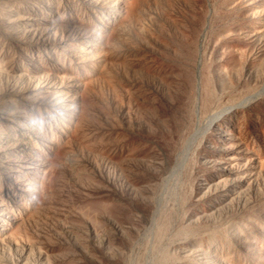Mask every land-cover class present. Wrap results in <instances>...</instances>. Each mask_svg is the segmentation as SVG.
<instances>
[{
  "label": "bare ground",
  "instance_id": "1",
  "mask_svg": "<svg viewBox=\"0 0 264 264\" xmlns=\"http://www.w3.org/2000/svg\"><path fill=\"white\" fill-rule=\"evenodd\" d=\"M77 1L79 2V8L78 9L79 10L81 9L86 14H84L82 12L85 16L84 15H82V16L79 15L80 17L78 19L77 18L76 19L77 20H81V18H84L85 21H86V18L89 17L87 19V21L90 19L89 20V25H87V27L90 26V30H92L90 32H93V29H94V32H95V29H96L97 31L95 33H98L97 36L94 34L95 37H96V39H94L93 38V35H92V36H89L88 37V40H86L87 42H84L85 40L84 41L82 40L83 43L79 46L80 48L78 47L79 50L76 48V51L79 53L78 58L79 57L81 58L82 57V54H84V53L87 54L86 53L87 52V49L86 48H89V49H91L90 50V53H92L90 55H93V58L94 59L92 61H90V60L87 59L90 62H88L86 65L84 64L85 66L83 65V67H81L80 73L79 74H75L76 76L73 73H71V75L73 74V76H74V78L71 81L74 87L72 86V89H71L70 86H67L66 85L67 86L66 88H68L67 89L68 92L66 91V89H64V90L67 93L63 92L64 94L63 93L62 94H59L58 91H57L58 95L57 96H54L53 95L54 92H52V90H51L52 93H50L49 98H51L53 96L55 99H57V104L54 106V108H55L54 112L56 111V114L57 115H61V118H59L60 116H58V118H57V115H55L56 118H57V120L58 119H61V124H58L59 122L57 123L59 125V129L58 128H54V133L58 129L59 131H57V132H60V135H58L59 133H56L55 134V135H58V136H55L54 133L53 134L51 133L52 135H48V133H47V135L49 136V138L47 137V139H45L46 142H47L46 143L47 145L45 143L43 144V142H41V140H39V138L41 136L40 137L38 136L39 137V138L37 137L38 140L43 145L41 147H39V148L37 147V149H36L37 150L36 151L37 152L36 155L38 157H37V160H36L35 163L32 162L34 164L33 167H29V168L27 167L26 170H23V173H24V171H26V172L22 175V177H24V178L21 177L22 179L20 177L18 179V177L16 176L17 177V180H16V179H14L12 177L14 179V180L12 179L14 182H15V180H16V182L19 180L18 181L19 182V185H18L19 188H17L18 189L17 193L15 191L16 194L15 193L13 194V204L11 205V207L12 206L13 207L15 206V210L14 209L12 210V208L10 206H8V205L4 206L2 208V210L0 211L2 213V214H0L2 216V218L0 217L1 218L0 224H1V227L5 228V229L8 228V226H10L11 224H13V222H15V224L17 226H16V229L14 230V232H9V231L7 232V230L6 231L2 230L0 232V264H3V262H6L7 264H12L11 263V260H12L11 256L14 255V254H16V253L18 254L21 251H24V249L26 247V244H27V243L26 244L24 243L25 241H27L28 244H29V239L27 240V239H25L23 237L25 235V233L27 232V231H25L26 229H24V226L26 224L33 225V227L32 226L31 227L33 228V230L35 229V232H32L33 233L32 234V236H33L32 239L34 241L33 242H30V243L33 245V248H34L33 250L36 251L37 256L39 258H41L42 260H44L45 261V264H139V263L143 262L142 261L143 258H140V256L142 257L143 254L146 255V251H147V253H149L150 251H151V253H153V255H154L153 259H155V262H157V263L154 262L155 264H162V263H164V264L167 263L168 264V262L171 263L170 261L173 260V257H174V256H171V254H170L171 251H169L170 250V246L173 245V244H175V243H172V242L175 241L176 239L177 240L178 239H180V240L182 239L183 241H185V240L188 241L187 240L188 238H189V240L191 238H194V241H197V239L195 238V236L197 234H198V237H200L199 234L205 235V236H203V238H205V241H206L204 245L207 248H210L209 246H211L212 239H213V243H214V240L215 241L217 240L216 238H214L213 235H211V233L213 232L212 230H214V232H215L217 230L216 227L218 225L221 226L223 224V222H222V224H218L220 221L217 222V220H216V223L218 225L212 226L216 230L213 229V228H211V223H212L211 215H208L206 217L207 219H206L205 225L202 224L203 226H197V223L196 224H191L190 223L189 225H185L186 224V223H184L185 221L183 222V220H184V214H183L184 213V210L183 209L184 208L189 209L188 206H190L191 208H193V210L198 211V209H201L202 208V207L200 208V206H203V205H201L199 202H197L194 199L197 196L194 197L193 190H195L194 188H196V186H198L200 184V183H197L195 181V177H197V176L200 177V175H201V176H204V178L205 177H208V179H211V165L209 167L208 166L207 167H203V165L206 163V162L205 163L203 162L205 160V156L206 155L205 154L203 155V152H202V148L204 147V146L202 147L203 144L202 143L199 144V142H202L203 140L200 141V139H198L199 142L196 143L197 145H193L192 144V147L189 144L190 142L188 143V141H190L189 139H190L191 135H193V134H191V135H188V134L191 132V128H192L191 126L194 125V124H192V118L194 117L193 115H195V114H193V112H194L193 108H195L194 105H195V103H197V102H195L196 101V98H197L196 97L197 96V94H196L197 92L195 93L194 91H196L195 90V88H196V82L198 80L195 79L196 78L195 75H194L195 74L194 73L195 70L193 72L192 66H194V65L192 63L195 60L193 57L196 56L194 53H195V49L198 46H196V45H195L196 47L194 46V44H193L195 42L194 39H192L193 42L191 41V38L193 37V34L194 33L190 37V35H191L189 33L190 32V29L188 30L189 31L188 33L190 35H186V36L187 37H190V39H189V38H187L184 35L185 33L182 32L183 29L181 27L182 24H184V23H186L188 21H192V22H189L190 24H193V22L194 23H197V25L194 24V25H196L195 26L196 28H197V26L199 28V25L206 26L204 24V18H205V16L202 14L203 13V9H198V8L203 7V6H201V7L199 6L198 8L193 6L194 8L197 9V11L198 10H199V12H200V10L202 11V12L197 13V14L195 13L196 15H193V12H191L193 9H191V11H190L191 14H189L190 13V12H188L189 10L188 11H185V12H182V13H178L177 12V9L178 8L176 7L177 9H175L174 8L175 5L173 7L172 4L175 3V1H176L175 4H177V2H179V0H153L156 3V5L162 2L165 5V7L163 5L162 8H166V7L167 8L166 9H163V11H162V8H159L160 9L159 10V13H161V18L160 17H158V18H160L161 21H163V23L160 22V23H162L161 26L160 25L157 26V27H159V31L157 30L158 31L157 32L158 33V36L155 37L156 39H158V37L160 38L158 40L155 39V42L157 43V45L159 47L158 46L157 47L154 46L155 48L145 49V48H143L144 45L141 46L142 47L141 48V47H139L140 45L135 44V42H137V41L140 40V37H139V40L137 39V41H135L136 39H133V42L131 41L132 40V38H131L130 39L131 42L128 40L126 45H124V42L126 43V39H129V38H125V36L127 35V29L126 28L127 27H130V25H132V23L136 22L137 19L141 16L140 13L142 11V9H141L142 8V5L147 0H132L131 2H128L130 0H128V1L127 0H116V2H118L117 3L118 4V8L117 9L115 8L116 10H114L113 13L111 12L112 15L110 14L111 15L110 19H108L106 21L104 20L103 16L101 15V12H103V11L99 10V7L101 6V2H103V0H90L89 1L90 2V6L88 7V5H87V7L88 8H91V6H92V10L93 11L91 10V13L90 12L89 13L85 12V7H86L85 6V4H86L85 1H87V0H77ZM111 1L112 0H109L108 1L109 4H111ZM180 1L183 2V4L186 7V10H187V6L189 7V4H190V6H191V3H193V5L195 4V2H192V1H191V3H189L190 0H180ZM200 1L198 0L197 2H200ZM210 1H212V0H210ZM216 1H214V3H217V2L219 3L220 2L219 0L217 2ZM227 1H229V0H227ZM247 1L249 2V0H247ZM207 2H205V0H204V2H202V3L203 4L205 3L204 5L207 6L206 4L209 3V2L208 3ZM34 3H35V1H34ZM119 3L122 4V5H124V6H126V7H128V10H127L128 13L126 15L123 14L124 17L122 16V13H123L122 6L119 7ZM235 3H234V7H236ZM240 3H242V1ZM258 3H260V6H258V7L256 6V8H258V10L256 9L257 11L254 8V14L256 15L254 17H256V18L259 17L257 19V23L260 21L259 23H261L263 25L261 27V26H259L260 25L259 23H258L259 25L255 24V25H257V27L258 26L259 27L258 28L256 26L253 27V31L255 30V32H257V30H259L258 32H260V34H263L264 35V31L262 29L264 27V23L261 21L262 18H263L262 16H264V0H262V1L258 2ZM67 4H68V2H67ZM180 4H182V3H180ZM180 4H178V5H180ZM198 4H196V5L198 6ZM221 4L223 5L224 4V1ZM249 4H252V2H250ZM69 5H71V4H69ZM159 5H158V7H161L162 4L160 6ZM256 5H257V3H256ZM215 6H213V7H215ZM225 6H226V3H225ZM210 7H211V5H210ZM88 8H86V9L88 10ZM217 8L219 9V6ZM237 8H238V5H237ZM237 8H236V11H237ZM101 9L104 10L103 8H101ZM179 9H182V8H179ZM179 9H178V11H179ZM251 9L252 8H250L249 10H251ZM108 10H106V12ZM183 10H185V9H183ZM207 10L205 12L208 13L209 11H207ZM217 10H216V12H217ZM24 11L22 12V14L25 13ZM72 11L73 10H71V12ZM80 11H78V12H80ZM149 11H148V13H149ZM229 11H230V9H229ZM232 11L233 10H231V12ZM59 12H58V14H59ZM179 12H181V11H179ZM231 12H229L228 14H231ZM234 12L235 11H233V13ZM241 12H239L237 14L239 15V14H241ZM245 12H246V10L244 11V13ZM19 13H21V12H19ZM46 13H47V11H46ZM49 13H51V12H49ZM74 13H76V12H74ZM74 13H71V14H74ZM218 13L220 15V12L219 11L217 12V14ZM224 13H226V12H224ZM65 14H68V12L65 13ZM228 14L227 15L225 14V15L227 17H229V16L232 15V14L231 15H228ZM120 15L123 17V20H121V22L118 25H116V26L114 25L115 26L114 27L112 25L113 19L115 20ZM158 15L160 16V14H158ZM223 15L224 14H222L221 17ZM234 15L235 14H233V17H235ZM242 15H244V14H241V16ZM37 16H38V14H37ZM63 16H64V14H63ZM76 16L78 17V15H76ZM213 16H214V14H213ZM44 17H43V19H44ZM143 17H144V15H143ZM175 17L182 18V20H184L186 22L175 20V19H178V18H175ZM215 17H216L215 19L213 17L214 21H212L214 23H215V20L218 19L217 17H219V19L221 18L218 15L215 16ZM227 17H225V18H227ZM53 18H55V17H53ZM209 18H211V16H209ZM222 18L220 20H218V21L223 20ZM237 18H238V16H237ZM228 19H230V18H228ZM247 19H249V18H247ZM56 20H58V19H56ZM234 20H235V18H234ZM253 20H251V21H253ZM65 21H66V19H65ZM65 21H64V23H65ZM223 21H225V20H223ZM223 21H221V24H222ZM49 22H51V21H49ZM81 22H82V20L81 21H78V26L81 24ZM83 22H84V20H83ZM83 22H82V24H83ZM100 22H103L104 24L101 23V26L102 27H100V26L97 27V25ZM144 22H146V21H144ZM151 22H152V20H151ZM232 22H233V20H232ZM68 23L70 24V21ZM74 23H75V26H77V24H76L77 21L76 22L74 21ZM74 23H73V25H74ZM117 23H118V21H117ZM143 23H141V24H143ZM214 23H211V24H214ZM230 23H231V21H230ZM242 23H243L242 25H244L246 22L244 21ZM34 24H38V23H34ZM44 24H47V23H44ZM82 24H81V26H82ZM188 24L186 23V26ZM226 24L227 23H225V25ZM22 25H23V23H22ZM39 25H41V24H39ZM111 25L113 27L109 31ZM230 25H228V26H230ZM232 25H233V23H232ZM232 25L230 27H232ZM236 25L237 26L238 25L240 26L241 24H236ZM46 26H48V25H46ZM85 26H86V24H85ZM183 26H184V30L187 31V29H185L186 26L185 25H183ZM214 26H215V24H214ZM246 26H248V25H246ZM23 27H24V25H23ZM166 27H169L170 30L171 29L175 30L174 33H176V31H177V35L178 36L176 34H173L172 33L174 36L176 35L175 38H173V35L170 33V31L168 32L169 29L167 30ZM191 27L192 26L190 25L189 28H191ZM225 27H227V26H225ZM230 27H229V29H231ZM250 27H251V25H250ZM224 28H223V30H224ZM260 28L262 29V31H261ZM191 29H192L191 31H194L193 28H191ZM201 29H203V28L201 27ZM217 29L220 30V26ZM238 29L240 30L241 27L238 28ZM212 30H215L214 27L211 29V32H212ZM54 31H55V33H59L60 32V29L58 30L59 32H57V29L54 28V30H52L51 33L54 32ZM196 31H197V29H196ZM201 31H203V30H201ZM201 31H199V32L201 33ZM209 31H208V33H209ZM225 31H227V30H225ZM86 33H88V32H86ZM155 33H156V31H155ZM213 33L215 34L216 31L215 32L213 31ZM224 33H226V32H224ZM231 34H233V33H231ZM59 35H60V33H59ZM197 35H199V34H197ZM217 35H216V38H218ZM222 35L223 34H221V36ZM226 35H229V34L227 33ZM241 35H243V34H241ZM263 35H262V37H264ZM15 36H17V35H15ZM55 36L53 38H55ZM127 36H129V35H127ZM258 36H261V35H258ZM105 37H108L109 38V44L108 45L104 44L105 41L108 43V38H106L105 41H103ZM194 37H195V39L198 38V37L196 38L195 35H194ZM219 37H220V35H219ZM230 37L231 36L226 37V38H228V40H229ZM59 38H60V36H59ZM86 38H87V35H86ZM143 38H144V36H143ZM209 38H210V36H209ZM216 38L214 40H217ZM236 38H237V36H236ZM236 38H233L232 37L233 40L236 39ZM241 38H242V36H241ZM147 39H145V40H147ZM219 39L217 40V42L219 41ZM252 39L254 40V38H252ZM209 41H211V39H209ZM78 42H80V41H78ZM143 42L140 41V44H142ZM222 42H224V41H222ZM245 42H248V41H245ZM64 43H65V41H64ZM68 43H70V42H68ZM148 43H151V41L148 42ZM156 43H155V45H156ZM236 43H237V41H236ZM258 43H260V42H258ZM229 44H230V42H229ZM78 45L79 44H77V46ZM104 45H105L106 48L104 49V52L102 53L101 51H102V49H103L102 47H104ZM120 45H121V47H123V45H124V47H123L124 48V51H122V53L125 52V54H124L125 57L124 58H121V59H117L118 57H120V56H118V53L121 52L119 50L120 49L122 50V48L120 47ZM221 45H222V43H221ZM238 45H239V43H238ZM84 46H86V48H84ZM257 46H259V45H257ZM217 47H219V46L217 45ZM262 47H263V45H262ZM56 48H58V47H56ZM227 48L229 49L230 47L228 46ZM44 49H45V47H44ZM51 49H52V47H51ZM220 49H221V47H220ZM236 49H237V45H236ZM1 50H2V48H1ZM217 50H219V49H217ZM62 51H59V52H62ZM67 51H68V49H67ZM81 51L84 52V53H82ZM95 51L97 53H99V55H97ZM144 51L147 53L144 56L149 55L150 57H153L152 60H154V58H156V56H158L157 58H159L162 61V63H163L162 69L161 68L158 69V67H156L157 70L155 69L153 71V69L155 67H153V69L151 68L152 70H150L149 69L150 66H147L146 65L149 68H144L145 71L139 72V70H143L142 69V65L145 66V63H146L145 60H144V57L143 56L141 57V54L145 53ZM197 51H199V50H197ZM245 51H247V48H246ZM0 52H2V51H0ZM242 52H244V51H242ZM50 53H51V51H50ZM204 53H206V52H203V54ZM257 53L258 52H256V54ZM45 54H43V55H45ZM71 54H72V52H71ZM75 54H77V53H75ZM119 54L121 55V53H119ZM224 54H226V53H224ZM237 54H239V53H237ZM237 54H236V56H237ZM19 55H20V53H19ZM229 55H230V53H229ZM262 55L263 56L260 57L261 58L260 59V61H261L260 64H264V54H262ZM56 56H58V55H56ZM64 56H63V58H64ZM10 57H11V55H10ZM38 57H39V55H38ZM59 57L61 58L62 56H59ZM83 57L85 59V56L84 55H83ZM150 57L148 59H150ZM206 57H207V54H206ZM206 57H205V59H206ZM231 57H233V56H231ZM257 57H258V55H257ZM202 58H203V56H202ZM221 58H224V57H221ZM234 58H235V55L231 59L234 60ZM255 58H256V56H255ZM69 59H68V61H69ZM220 60L221 59H219V61ZM52 61H53V58H52ZM54 61H57V60L54 59ZM117 61H120V63L119 64L116 63ZM159 61H158V63H159ZM236 61H237V64L234 63L235 61H232L236 65L234 66L233 63L231 62L230 63L231 66L230 67H228L229 66V63L226 62L228 64L227 67L229 69V70H227L228 71L227 74L230 73V77L232 79H234V82L236 80H241L242 77H241L240 70L243 71L242 68H244V67L248 68L251 72L255 73L256 76L254 75L253 77H257L260 80H263L264 79V74H263L264 73L263 72L264 70H262V68H261L263 66L262 65H259V62L258 63H254V64L252 62V65H247L245 60L242 61V60L239 59V60H236ZM82 62H84V61H82ZM217 62H218V60H217ZM223 62H225V61H223ZM27 63H29V61ZM44 63H45V61H44ZM1 64H2V62H1ZM14 64H16V63H14ZM35 64H36V62H35ZM49 64H50V62H49ZM53 65H55V63ZM61 65H63V61H62V64ZM237 66H239V67H237ZM227 67H226V69H227ZM22 68H23V65H22ZM29 68H31V67H29ZM160 69H161V71H160ZM50 70H52V69L50 68ZM76 70H78V69H76ZM158 70H159L160 73L157 72ZM202 70H203V72L201 71L202 74L200 73L202 76L200 75L201 77H200V80H199V86H200L199 88H201L200 89L201 90V94L199 96H201V99L200 100H201V105H202V107H200V108L203 109L202 112H203V115H204L206 112L209 113L210 111L212 112V110L214 112V109L215 110L219 109L223 103L220 105L221 102L219 101V99H222V98H219V97H218L219 99L217 98V95L214 93V90L217 91V89H215V88L213 89L212 88L213 86L211 85V80L210 79H212V78H211V76L209 77V74L211 73L210 71H213V69L210 70V67L206 66ZM54 71H56V70H54ZM65 71H68V70H65ZM70 71L72 72L73 69L70 70ZM220 71H221V69H220ZM11 72H12V70H11ZM64 73H66V72H64ZM59 74H57V75H59ZM62 75H63V73H62ZM77 75H79V76H77ZM217 75H215V76L217 77ZM215 76H213V77H215ZM219 76H221V75H218V77ZM223 76H221L222 81L224 79ZM226 76H228V75H226ZM62 79H63V77H61V76L56 77L55 83L60 84L61 81H62ZM232 79H230V80H232ZM243 79H242V81L245 83L246 80L244 81ZM251 79H253V78L251 77ZM258 79H256V80H258ZM213 80H212V82H214ZM260 80H258V81H260ZM252 81H255V79L252 80ZM258 81H256V82H258ZM14 82H15L14 84H16L17 86L18 85L21 86L20 85V82H19V78H15V81ZM225 82H226V80H225ZM232 82H233V80H232ZM237 82H239V81H236V83ZM262 82H264V81H261L259 83L262 84ZM247 83L249 85V82H246V84ZM67 84L69 85V83H67ZM226 84L228 85V82ZM253 84L254 83L252 82L251 85H253ZM229 85H230V83H229ZM251 85H250V87H251ZM238 86H236V88ZM215 87H217V86H215ZM246 87L248 88V86H246ZM250 87H249V90H246L247 88H245V91L242 89V87L241 88L239 87L240 89L243 90V93H238V91L240 92V89L238 88V91L236 90L238 94H236V93L233 94V91L230 92L229 96L227 94L228 98H227V101H225V103H227L226 105L230 108V110L231 109H234V108L236 109L237 108L236 106L239 107V106H241L240 104H243L244 106H242V107L245 108L244 114L246 112H248L247 110L249 109V106L251 105V104L250 105H248V104H249V102H252V101H249L248 102L246 100H247V98H249V94H252L251 95V98H252V96L255 95L256 102H255V104L252 102L254 105H252V110L251 109H249V110L251 112L252 111L253 112L255 111L256 113L257 112L262 113V114L264 113V96H263L264 95V93H263L264 91L262 92L263 95H261V93L259 91V90H261L260 88H259V90H257L259 92H257V91H254L253 90L255 87H253V89H252V87L251 88ZM261 87H262V85H261ZM43 88H45V87H43ZM227 88H228V86H227ZM105 89L111 90V91L108 90L110 92L109 93V96L111 97L110 98V101H108V98L109 97L107 98V96H108V93L107 92L108 91L106 92L107 93V96H105V93H104ZM211 89H213V90H211ZM255 89H257V88H255ZM225 90H226V88H225ZM223 91L224 90H222V92ZM252 91H253V93L254 92L260 93L261 98H258V97H260V96H258V94L256 95L255 93L254 94L253 93H250ZM234 92H235V90H234ZM11 94H13V93L11 92ZM28 94H30V93H28ZM39 94H40V92H39ZM219 96H222V95L220 94ZM7 98H5V99H7ZM33 98H35V97H33ZM17 100H19V98ZM7 101H8V99H7ZM222 102H223V100H222ZM247 102H248V104H246ZM22 103H24V102H22ZM19 104H20V102H19ZM10 105H11V103H10ZM27 105H29V104H27ZM227 106H225V107H227ZM2 107H4L2 109H5V106H2ZM31 107H33V104H32ZM228 107H227V109H228ZM46 108H47V106H46ZM49 108H51V107H49ZM12 109H11V111H12ZM22 109L24 110V108H22ZM31 109H33V108H31ZM43 109H45V108H43ZM38 110H40V109H38ZM221 110H224V109H221ZM237 110L238 109H236L235 112L233 111V113H236V112L238 113L239 110L238 111ZM242 110H244V109H242ZM219 111H220V109H219ZM50 112H51V109H50ZM213 112H212V114H214ZM223 113H224V111H223ZM248 113H246V114H248ZM27 114L25 116H27ZM35 114H38V112H36ZM52 114H51V116H52ZM30 115H32V114H30ZM48 115L50 116V114H48ZM199 115H200V113H199ZM255 115H257V114H255ZM36 116L38 117V115H36ZM36 116H35V119H36ZM53 116L52 117H47V118H50V123L52 121L51 119H53L54 121H56V119H54ZM244 117H246V116H244ZM259 118H261V117H259ZM10 119H12V118H10ZM15 119H17V118H15ZM247 119H249V118H247ZM38 120H40V119H38ZM207 120H208V118H207ZM262 120H264V119H262ZM54 121H53V123H54ZM18 122H19V120H18ZM35 122H36V120H35ZM48 122L49 121H47L46 123H48ZM208 122H209V120H208ZM194 123H195V121H194ZM256 124H258V122ZM260 125H262V124H260ZM25 126H27L26 123H25ZM35 126L36 125L34 123V126L33 127L35 128ZM38 126H39V123H38ZM44 126H45V123L42 126V128ZM55 126L57 127V125H55ZM233 126H234V123H233L232 127ZM3 128H5V127H3ZM32 128H31V130H32ZM42 128H39L40 130H38V131H40L41 133H43V136H44L45 135L44 132L46 131V129H45L44 132H42L41 131ZM202 128H204V127H202ZM13 129H15V128H13ZM13 129H11V130L13 131ZM19 129H21V128H19ZM67 129L69 131L67 133H69V134L66 135V137H64V138H60L63 134L65 136ZM5 130H4V132H5ZM18 130H17V132H18ZM28 130H30V129H28ZM262 131H264V129ZM15 132L16 131H14V133ZM204 132H207V129ZM5 133H7V132H5ZM27 133H28V131H27ZM49 133H50V131H49ZM198 133H199V131H198ZM225 133L222 132V133H219V134L220 135L221 134H224V136L228 135V134L225 135ZM256 133H257V131H256ZM8 135H7V137H8ZM12 135H14V134L12 133ZM230 135L231 134L229 133V136ZM29 136H27V137L30 139L31 137H29ZM187 136L188 137L190 136L189 139L187 138ZM197 136H199V135H197ZM258 136H259V134H258ZM20 137H22V136H20ZM32 137H34V136H32ZM203 137H205V136H203ZM210 137H211V135L209 136V138L207 137L205 139V140L208 141V143L210 142ZM15 138L17 139V137H15ZM28 138L26 140H28ZM34 138H36V137H34ZM194 138H195V136H194ZM240 138H241V136H240ZM196 139L197 138H195L194 140H196ZM33 140L34 139H32V141ZM226 140H227V138H226ZM244 140H245V138H244ZM207 141H206V143H207ZM231 141H236V140L235 139L233 140V137H232ZM239 141L236 142V144H235L236 146L234 145V147H233V145L231 146V143H233V142H229L230 145L227 144L228 146H225V144H224L225 147L223 148V150H225L227 152L228 149H230V148L234 150L235 147H237V148H240L241 147L242 148L247 143L249 144V142L247 141V139H246V142H247L246 144H244L242 141L240 142L241 144H244L243 146L239 143ZM27 143H29V142L27 141ZM187 143L189 144V147H190V149H188V151L186 149V148H189L188 145H187ZM38 144H39L38 146H40V143H38ZM30 145H31V141H30L29 146ZM186 145H187V147H186ZM207 145H210V144H207ZM249 145H252L253 146V143L252 144L250 143ZM261 145L262 146H260V148L264 146V143L263 144L261 143ZM33 146H36V143H33ZM229 146H230V148H227ZM256 146H257V144H256ZM103 147L105 149H103ZM244 147L246 148V146H244ZM26 148H27V146H26ZM245 148L242 149L241 151H243V152L248 151V148L246 150H245ZM249 148H251V147H249ZM253 148L254 147H252L251 149H249V152H251L250 150H252ZM198 149L200 151H198V153H197L196 150H198ZM256 149L260 151V149H258V148H256ZM262 149H264V147ZM184 150L186 151V153L184 154V155H186L185 157L183 156V153H182V152H184ZM236 150H237V152H240L239 149H236ZM253 150L255 151V154L258 152V151L256 152L255 149H253ZM208 151H209V148H208ZM31 152L34 153V151H31ZM199 152H200V154H199ZM253 152H252V154L249 153V155L250 156L253 155ZM204 153H206V152L204 151ZM209 153H211V152H209ZM230 153H232V151ZM259 153L260 152H258V154H256L258 157H256L255 155L253 157L252 156L250 157L248 155V153H246L247 155L245 154L246 156L244 157V160L247 161V159H245V158L247 156H249L247 162L249 163V161H251L252 164H255V167H256L255 168V171H254V174H250V176L252 175L251 176V179L249 180L250 182L248 181V179L247 180L245 179V180L247 182H249L248 184L251 183L252 185H254V188L252 189L253 192H251V193H254L253 195H255V199L256 200L254 199L253 201L255 203L258 201L257 202L258 204L257 203L256 204L255 203L253 204L252 203L253 202L252 199H251L252 202L250 203L247 200L248 196H247V198L244 197L243 198L244 200L241 199V200H243V204H245V205H242L244 211H246V213L251 216L250 220H249V218L247 220V221H250L249 224L252 223L250 225L253 226L254 221H256V223H254L255 224L254 227H256V224H257V233H255L256 231H254L252 229L250 230V233L249 234H251L250 236H252V238H253V242H251V243L248 242V244H247L248 239L246 241V238L244 239L246 241L245 244L240 245V244L236 243L237 246L239 247V249L241 250V251L239 250V253L235 252L234 251L235 249L234 250L231 249V250H228V251L226 250L227 253H228V257H229V258L226 259L227 261L225 262L224 259H221L220 260L218 258L220 262H222V260H223L225 264H264V187L261 186V184H260V181H261L260 179H262L264 181V178H263L264 177V153H263V150H262V158L263 159L262 158L261 159L259 158ZM14 154L15 153H13V155ZM20 154H21V152H20ZM34 154H33V156L35 157L36 155H34ZM95 154L98 155L97 158L101 162L98 161V159H96V160L94 159L95 156L93 157V155H95ZM197 154H199V155L202 154L201 155L202 156V159L198 155L199 158L202 160V163L199 161L201 163V165L198 163L200 166L197 165L198 160L196 162V159L198 157ZM227 154H228V152H227ZM233 154L234 153L230 154V156H227V158L224 157V158H226L225 159L226 161H221L220 164H222V165H218L216 169L219 171V168H221V170H226L227 172L232 170L231 172H233L234 166H236L235 163H237V162H235V163L232 162V160H234L233 159ZM19 155H18V157H20ZM240 155H241V153H240ZM260 155H261V153H260ZM242 156H244V155H242ZM104 157L106 158V160L107 159L110 160L111 161V164H114L113 166H115V169H114V167L112 165L109 166L108 163L107 164H102V160L101 159L103 158V161H104ZM255 158H258V159H255ZM235 160H237V159H235ZM28 162H30V161H28ZM175 165H176V167H175ZM14 166H13V168H14ZM19 166H21V165H19ZM22 166H23V164H22ZM167 166H168V168H171V169L173 168L174 170L176 169L175 170L176 174L174 173L175 179H174L173 183H171V185L168 188L167 187L165 188L166 185L164 186L162 184V182H161L162 180L159 183V181L158 182L156 181V178L158 179L159 177H161V175L164 174V171H165V169H166ZM253 170L254 169H252V172L251 173H253ZM0 171H2V170L0 169ZM5 171L8 172L7 170H5ZM196 171H197V173H198V171L200 173L198 175L196 174L197 176H195V172ZM226 171H224V172H226ZM19 172H20V170H19ZM19 172H18V174H19ZM172 172H173V170H172ZM172 172H170V173L173 174ZM231 172H228V173H230V175H231ZM177 173H178L179 178H177L178 177L177 176ZM245 173L248 174L249 171L248 172L246 171ZM5 174H7V173H5ZM165 174L167 175L168 172L165 173ZM242 175H240V177L242 176L240 179L237 178V176H230V179L231 180H234V182H237V185H238V182L247 183V182H244L243 181L244 180L243 178H246L248 176H244V173L243 172H242ZM3 176L7 177L4 174H3ZM19 176H20V174H19ZM9 177H11V176H9ZM9 177H8V179H9ZM124 177L128 178L129 180H133L135 182V184L138 183V184H136V185H138V190H135V188L134 189H131L129 185L124 186L125 184H129L131 182V181L130 182L127 181V179L125 180ZM164 177L166 178V176H164ZM171 177H173V176L171 175ZM153 179H154V183H155V181L157 182L156 184L153 183ZM238 179H239V181H238ZM10 181H11V179H10ZM133 181H132V183H133ZM195 182L197 184H195ZM11 184L13 185V183H11ZM133 184H132V186L135 185V184L134 185ZM7 185L5 187H7ZM130 185H131V183H130ZM202 185L203 184H201L198 187H200V191L203 193L204 199L205 198L207 200L209 199V201H207L206 204L210 205L208 202H211V190H209V191H203ZM240 185H242V184H240ZM240 185L234 186V187H239ZM252 185H249L248 188H250V186H252ZM207 186L209 187V185H207ZM243 186H244V184H243ZM11 187L12 186H10V188ZM163 188L166 189L165 191H167L168 193L166 192V194H167L166 199L163 200V202L161 203V205H159V203L157 204L156 202L159 199L158 196L160 197V194H161ZM243 188H245V187H243ZM12 189L10 190L9 187H8V188L5 189V191L8 192L10 195H12V192H13ZM198 189H196L195 191H197ZM240 189H239V192H240ZM14 190H15V188H14ZM252 190H250V191H252ZM237 191H238V189H237ZM237 191H235L233 193L238 194ZM247 191H249V190L246 189L244 193L241 192L243 194V196H244V194H246ZM194 193H196V192H194ZM247 193H250V192H247ZM1 195H3V194H1ZM195 195H197V194H195ZM230 195L232 196V194H230ZM249 195L252 196V194H249ZM161 196H162V194H161ZM198 196H199V194H198ZM239 197H241V196H239ZM234 198H235V196H234ZM199 199H200V196H199ZM204 199H203V201L206 200V199L205 200ZM160 201H162V200L160 199ZM200 201H202V200H200ZM215 201H217V200H215ZM239 201H240V199H239ZM155 204L159 205L158 206L159 208ZM238 205H237V207H239ZM154 207H157V208H154ZM130 208L131 209H136L138 211L141 210L140 213L143 211L145 214H148L147 212H149L150 210L151 211L152 210L154 211V209H158L157 212L154 214V215H157L156 221H153L154 222L153 223L154 225H152L151 221L150 222L148 221L150 223L151 227H153L152 228V230H153V233H152L153 239L150 237L151 240H149V243H150V241H152L151 244H150V246H149L148 241L146 242L147 239L146 240L144 239L142 241H137V246H136L135 241H136V236L138 237V235L135 232L133 223L135 221H139L140 219H139L138 216H136V214L133 215L135 213L133 210L132 211L134 213L132 214ZM203 209H204V207H203ZM243 209L241 211H243ZM235 210H238V209L236 208ZM235 210H233V211H235ZM192 213H194V212H192ZM233 213H235V212H233ZM233 213L231 214L232 217H233ZM236 213H238V212L236 211ZM236 213H235V216H236ZM241 214H243V213H241ZM190 216H192V215H190ZM221 216L222 215H220V217H219L220 220H222L221 219L222 218ZM213 217H215V216H213ZM238 217H240V216H238ZM219 218H218V215H217V218L216 219H219ZM235 219H236V217H235ZM21 220L25 221V223H23V221H22V223H20ZM118 220L123 221L125 223L124 227H122V226L119 225ZM228 220H229V217L227 218L226 221H228ZM121 224H123V223H121ZM229 224H231V223H229ZM240 224L242 225V223H239L238 225H240ZM245 224H246V221H245ZM139 225H142V224H139ZM246 225H248V224H246ZM232 226H234V225H232ZM140 227L141 226H139V228ZM239 227L240 226H237V227L235 226L234 228L239 229ZM228 228H229V226H228ZM228 228H227V231H228ZM245 228H246V226H245ZM232 230H233V228H232ZM242 230L244 231V228ZM225 231H226V228H225ZM231 233H232V231H231ZM231 233H228V234L231 235ZM232 234L234 235L235 232L232 233ZM103 235H105V236L108 235V236L117 238L115 240L116 241L119 240L120 242H118V243H122L125 246V248H129L130 249V247H134L135 246L138 249V253H140V256L139 257L137 256L138 258L136 260L134 259L135 260L134 261V260H132L130 258L129 255H127V254L119 251L118 249H115V254H113L112 252H105V250H102L101 249L102 246H103V243H102V246L101 247H100L101 244H99V242H100V240H101V238H102ZM217 235H218V233L216 234V236ZM212 236H213V238L211 239ZM258 236H260V238H261V240L259 238V241H258ZM28 237H30V236H28ZM111 237H110V239H113ZM242 237H241V239H242ZM252 238H250L249 241H252ZM32 239H30V240H32ZM221 239H223V238H221ZM228 239H229V237H228ZM228 239L227 238H225L223 240H219L218 239V241H222V242H220L221 244L218 243V248L216 247V249H218V251H219V253L217 252L218 254H221L222 253L221 252L222 251V248L223 249H224V247L227 248V249L230 248V242H229L230 240H228ZM22 240H25V241L23 242ZM203 241H204V239H203ZM218 241H216V243ZM105 242H107V241H105ZM228 242H229V244H228ZM178 243L179 242H177V247H178ZM192 243H194V242H192ZM192 243H191V245H192ZM112 244L114 245V243H112ZM227 245H229V246H227ZM116 246H118V245H116ZM201 246L202 245H200L199 248ZM30 248L32 249V247H30ZM41 248H46L47 249V251L45 252L46 254L44 252H42ZM173 248H175V247H173ZM180 248H181V246H180ZM180 248H178V249H180ZM195 248H197V247L195 246ZM207 248H205V249H207ZM148 249L150 251H148ZM124 250H126V249H124ZM201 250H203V246H202V249ZM27 251H28V249H27ZM135 251H136V249H135ZM199 251L200 250H198V252ZM206 251H208V249ZM136 253H137V251H136ZM151 253H150V255L153 256ZM201 253L203 254L204 252H201ZM134 254H132V255H134ZM207 254H205V255H207ZM202 256H204V255H202ZM204 257H206V256H204ZM219 257H220V255H219ZM220 258H222V256ZM144 259H146V260L149 259L150 261L153 260V259L151 260L150 258L147 259L146 257ZM13 261H15V260H13ZM150 261H149V263H150ZM207 261H208V259H207ZM174 262H173V264H174ZM192 262H193V260H192ZM209 262H211V261H209ZM154 263L152 262V264H154ZM187 263H185V264H187ZM191 264H193V263H191ZM195 264H197V263H195Z\"/></svg>",
  "mask_w": 264,
  "mask_h": 264
},
{
  "label": "rangeland",
  "instance_id": "2",
  "mask_svg": "<svg viewBox=\"0 0 264 264\" xmlns=\"http://www.w3.org/2000/svg\"><path fill=\"white\" fill-rule=\"evenodd\" d=\"M34 1H35V3H34ZM53 3H52V2ZM90 0H87V1H85V12H87V13H91V10H92V6H91V8H88L89 6H90V2H89ZM109 0H103V2H101V8H103L104 10H102L100 7H99V10H101V11H103V12H101V15L103 16V18H104V20L106 21V20H108V19H110V17H111V15H112V13H113V11L114 10H116L117 8H118V2H116V0H112L111 1V4H109V2H108ZM115 1V2H114ZM128 1V0H127ZM132 0H130V1H128V2H131ZM148 1V0H147ZM145 2L143 5H142V11H141V16L137 19V21L136 22H134V23H132V25H130V27H127L126 29H127V35H129V36H125V38H129V39H126V43L124 42V45H126L127 44V41L129 40L130 41V39L132 38V42H133V39H136L135 41H137V39L139 40V37H140V40L139 41H137V42H135V44H137V45H140L139 47H141V46H143L144 45V47L143 48H145V49H150V48H155V47H157L158 45H157V43L155 42V37H157L158 36V31H159V27H157L158 25H160L161 26V24L163 23V21H161V13H159V8H162V6L164 5L162 2L161 3H159L160 5H161V7H158V5L159 4H157L156 5V3L153 1V0H149L148 2ZM153 1V2H152ZM191 1L192 2H195V4L193 5V3H191ZM198 0H190L189 1V3H191V6H190V4H189V7L187 6V10H186V7H185V5L183 4V2H181L180 0H179V2L180 3H182V4H180L179 2H177V4H175L176 3V1H175V3H173L172 4V6L174 7V5H175V9H179V8H182V9H179V11H181V12H179L178 11V9H177V12L178 13H182V12H185V11H188V12H190L191 11V9H193L191 12H193V15H196L197 13H200V12H202L201 10H200V12H199V10L197 11V9L196 8H194V7H201V6H205L202 2H204V0H199L200 2H197ZM209 3H208V2ZM214 1H216V0H212V1H210V0H205V2H207L208 4H206L207 6H205L204 8L203 7H201V8H198V9H203V15L205 16V18H204V24L206 25V26H204V25H199V28H198V26H197V28L195 27L196 25H197V23H194L193 22V24H190L189 22H192V21H188V22H186V21H184V20H182V18H178V17H175V18H178V19H175V20H178V21H184V22H186L188 25L186 26V23H184V24H180L181 25V27H182V29H183V33H185L184 35L186 36V35H190V37L192 36V34H193V37H194V35L196 36V38L197 39H195V37L193 38H191V41H192V39H194V46L196 45V46H198L196 49L197 50H199V51H197L196 49H195V57H193L194 59V61H193V65L194 66H192V68H193V72H194V70H195V79H197L198 81L196 82V88H195V90L196 91H194L196 94H197V98H196V101L195 102H197V103H195V105H194V107L195 108H193V110H194V112H193V114H195V115H193L194 117L192 118V124H194V125H192L191 127V132L188 134V135H191V134H193V135H191V137H190V139H189V137L187 136V138L190 140V141H188V143L191 145V147H192V144L193 145H197L196 143L197 142H199V140L198 139H200V141H204L207 137L209 138V136L211 135V137H210V142L208 143V141L207 140H205L204 142L202 141V142H199V144L200 143H202L201 145H202V152H203V155L205 154L206 156H205V160L203 161L205 164L203 165V167H209L210 165H211V179H208V177H205L204 178V176H201L200 175V177L199 176H197L198 174H200L199 173V171H198V173H197V171L195 172V176H197V177H195V181L197 182V183H200L198 186H200L201 184H203L202 185V188H203V191H209V190H211V202H208L210 205H208V204H206L207 203V201H209V199L207 200L206 198V200L204 199V197H203V193L200 191V187H198V186H196V188H194L195 190L196 189H198L197 191H195V190H193V194H194V197L195 196H197V197H195L194 199L197 201V202H199L201 205H203V206H200V208L201 209H198V211H195V210H193V208H191L190 206H188V208L189 209H187V208H184L183 210H184V220H183V222L184 223H186L185 225H189L190 223L191 224H196L197 223V226H203V225H205V222H206V217L208 216V215H211V220H212V223H211V228H213L212 226H214V225H218V224H222V222H223V224L220 226V225H218L216 228H217V230L215 229V228H213V229H215L216 231V233L214 232V230H212L213 232L211 233V235H213L214 236V238H216L217 240L216 241H218V239L219 240H223V239H225V238H227L228 239V237H229V239L228 240H230L229 242H230V248H225L224 247V249L222 248V253L221 254H218L219 253V251H218V249H216V247L218 248V243L219 244H221L220 242H222V241H218L217 243H216V241L214 240V243H213V236L211 237V239H212V241H211V246H209L210 248H207L204 244H205V238H203V236H205V235H202V234H199L200 235V237H198V234L195 236V238L197 239V241H194V238H191L190 240H189V238L187 239L188 241H186L185 239V241H183L182 239L180 240V239H176L175 241H173L172 243H175V244H173V245H171L170 246V250L169 251H171V256H174L173 257V260H171L170 262L173 264V262H174V264H185V263H187V264H191V263H193V264H195V263H197V264H225L224 263V261L226 262L227 260V258H229L228 257V253H227V251L228 250H231V249H235L234 251L235 252H237V253H239V247L237 246V244L236 243H238V244H240V245H242V244H245V242L247 241V239H248V241H247V244H248V242H253V238H252V236H250L251 234H249L250 233V230L252 229V230H254V231H256L255 233H257V224H256V227H254L255 226V224L254 223H256V221H254V223H253V226H251L250 224H252V223H250L249 224V222L250 221H247L248 220V218H249V220H250V218H251V216L250 215H248L247 213H246V211H244V209H243V206L242 205H245V204H243V198L244 197H246L247 198V196H248V198H247V200L251 203L254 199H255V195H253L254 193H251V192H253V188H254V185H252L251 183L250 184H248L250 181V179H251V176H250V174H254V171H255V164H252V162L251 161H249V163L247 162L248 161V157L250 156L249 155V153H251L252 154V152L254 151L253 149H255L256 150V152L258 151V152H260L261 153V155H260V153H259V158L261 159L262 158V150H263V153H264V149H262L263 147H261L260 148V146H262L261 145V143L263 144L264 143V131H262L263 129H264V120H262V119H264L263 117H264V113L262 114V113H259V112H251L249 109H251L252 110V105H254L255 104V102H256V100H255V95L254 96H252V98H251V95L252 94H249V98H247V100L246 101H252V102H249V104H248V102L246 103V104H248V105H250L249 106V109L247 110L248 112H246V113H248V114H244V112H245V108H243L242 106H244L243 104H240L241 106H236L237 108L236 109H238L237 111H238V113L236 112V113H233V111L235 112L236 111V109L234 108V109H231L230 110V108L226 105L227 103H225V101H227V98H228V96H229V94H230V92H232L233 91V94H238V93H243V90L245 91V88H247L246 86H248V88L246 89V90H249V87H250V85L252 84V82L255 84H253V85H251V87H252V89H253V87H255V88H257V89H253L254 91H257V90H259V88L261 89V90H259L260 91V93H261V95H263V91H264V82H262V84H260L259 82H261V81H264V79L263 80H260V79H258L257 77H253L254 75H255V73H253V72H251L248 68H246V67H244V68H242V70L243 71H241L240 70V72H241V80H236V81H239V82H237L236 83V81L234 82V79H232L231 77H230V73L229 74H227V70H229L228 69V67H230L231 66V62L232 61H235L234 63H236L237 64V61L236 60H242V61H246V64L247 65H252V62H253V64L254 63H258L259 62V65H262L263 67H261L262 68V70H264V64H260V57H262L263 55L262 54H264V37H262V35L263 34H260V32H258L259 30H257V32H255V30L253 31V27H257V25H259V26H261L262 27V25L263 24H261V23H257V19L259 18H256V17H254V16H256L255 14H254V8H255V10L257 9L258 10V8H256V6L258 7V6H260V3H258V2H260V1H262V0H249V2L247 1V0H241L242 1V3H240L241 1L240 0H229V1H227V0H219L220 2L218 3L217 1V3H214ZM223 1H224V4L222 5L221 3H223ZM227 1V2H226ZM240 1V2H239ZM258 1V2H257ZM7 2V3H6ZM67 2H68V4H67ZM70 2V3H69ZM73 2V3H72ZM77 2V3H76ZM108 2V3H107ZM152 2V3H151ZM197 2V3H196ZM236 2V3H235ZM250 2H252V4H249ZM58 3V4H57ZM89 3V4H88ZM107 3V4H106ZM199 3V4H198ZM202 3V4H201ZM211 3V4H210ZM216 5H214V4ZM225 3H226V6H225ZM234 3H235V5H236V7H234ZM248 3V4H247ZM255 3V4H254ZM256 3H257V5H256ZM28 4V5H27ZM41 4V5H40ZM52 4V5H51ZM69 4H71V5H69ZM74 4V5H73ZM78 4V5H77ZM178 4H180V5H178ZM196 4H198V6L196 5ZM229 4V5H228ZM231 4V5H230ZM26 5V6H25ZM32 5V6H31ZM69 7H68V6ZM78 7H77V6ZM87 5H88V7H87ZM113 5V6H112ZM147 5V6H146ZM159 5V6H160ZM179 7H178V6ZM184 7H183V6ZM210 5H211V7H210ZM237 5H238V8L240 9H238L237 8ZM245 5V6H244ZM248 5V6H247ZM49 6V7H48ZM73 6V7H72ZM122 6V10H123V13H122V16L124 17V15H126L128 12H127V10H128V7H126V6H124V5H122V4H120L119 3V7H121ZM194 6V7H193ZM213 6H215V7H213ZM219 6V9L217 8ZM229 6V7H228ZM241 6V7H240ZM252 6V7H251ZM19 7V8H18ZM26 7V8H25ZM37 7V8H36ZM45 7V8H44ZM64 7V8H63ZM113 7V8H112ZM164 7H165V5H164ZM177 7V8H176ZM208 7V8H207ZM226 7V8H225ZM228 7V8H227ZM22 8V9H21ZM28 8V9H27ZM32 8V9H31ZM35 10H34V9ZM55 8V9H54ZM59 8V9H58ZM77 8V9H76ZM79 8V2L76 0H0V51H2V52H0V169L2 170V171H0L1 173H0V211L2 210V208L4 207V206H6V205H8V206H10L11 207V205L13 204V194L15 193V191H16V193H17V191H18V189L17 188H19V180L16 182V180H17V177H18V179H19V177L21 178L22 177V175L26 172V171H24V173H23V170H26L27 169V167L29 168V167H33V163H35L36 162V160H37V155H36V149H37V147L39 148V147H41L44 143L46 144L47 142H46V140L45 139H47V137L49 138V136L48 135H52L53 133H54V128H58L59 129V125L58 124H61V119H58L57 120V118H58V116H60L59 118H61V115H57L56 114V111L54 112V110H55V108H54V106L57 104V99H55L53 96L51 97V98H49V95H50V93H52V92H54L53 93V95L54 96H57L58 95V93L59 94H62L63 92H65V93H67L68 91H67V89L68 88H66L67 86H70V88L72 89V86H73V84H72V79L74 78V76H73V74L75 75V74H79L80 73V70H81V67H83V65L85 64H87L88 62H90V61H92L94 58H93V55H90V54H92V53H90V50L91 49H89V48H86V46H84V48H86L87 49V54H85L84 52H82V53H84V54H82V59L79 57L78 58V55H79V53L76 51V48L79 50V46L83 43V41L84 42H87L86 40H88V37L89 36H92L93 35V38L94 39H96V37H95V35L97 36V34L98 33H95L97 30L95 29V32H94V29H93V32H90V31H92V30H90V26H88L87 27V25H89V20L87 21V19L89 18H86V21L88 22H86L85 21V19L84 18H81V20H82V22H83V20H84V22H83V24H82V22H81V24H82V26H81V24L78 26V21H81V20H77L80 16H82V15H84V14H86V13H84L81 9V11L78 9ZM86 8H88V10L86 9ZM116 8V9H115ZM148 8V9H147ZM152 8V9H151ZM167 8V7H166ZM166 8H162V11H163V9H166ZM235 8V9H234ZM236 8H237V11H236ZM250 8H252L251 10H249ZM14 9V10H13ZM16 9V10H15ZM50 9V10H49ZM54 9V10H53ZM62 9V10H61ZM109 9V10H108ZM112 9V10H111ZM183 9H185V10H183ZM208 9V10H207ZM218 9V10H217ZM223 9V10H222ZM229 9H230V11H229ZM244 9V10H243ZM11 10V11H10ZM19 10V11H18ZM25 10V11H24ZM27 10V11H26ZM30 10V11H29ZM38 10V11H37ZM42 10V11H41ZM67 10V11H66ZM71 10H73L72 12H71ZM75 10V11H74ZM80 11V12H78V11ZM90 10V11H89ZM106 10H108L107 12H106ZM150 10V11H149ZM174 10V9H173ZM209 11L208 13L207 12H205V11ZM216 10H217V12L219 11L220 12V15H219V13L217 14V12H216ZM221 10V11H220ZM231 10H233V11H235L234 13H233V11L231 12ZM246 10V12L244 13V11ZM256 10V11H257ZM4 11V12H3ZM25 12V13H23L22 14V12ZM35 11V12H34ZM45 11V12H44ZM46 11H47V13H46ZM51 12V13H49V12ZM56 11V12H55ZM60 11V12H59ZM93 11V10H92ZM126 11V12H125ZM148 11H149V13H148ZM176 11V10H175ZM228 11V12H227ZM241 12V14H244V15H242L241 16V14H237V13H239V12ZM251 11V12H250ZM255 11V12H256ZM6 12V13H5ZM19 12H21V13H19ZM44 12V13H43ZM58 12H59V14H58ZM62 12V13H61ZM64 12V13H63ZM68 12V14H65V13H67ZM74 12H76V13H74ZM84 14H83V13ZM112 12V13H111ZM161 12V11H160ZM174 12V11H173ZM191 12L189 13V14H191ZM214 12V13H213ZM216 12V13H215ZM223 12V13H222ZM224 12H226V13H224ZM229 12H231V14L233 13V14H235L234 16L235 17H233V14L231 15V14H228ZM57 13V14H56ZM70 13V14H69ZM71 13H74V14H71ZM147 13V14H146ZM196 13V14H195ZM206 15H205V14ZM224 14L222 17H221V15L222 14ZM249 13V14H248ZM36 14V15H35ZM37 14H38V16H37ZM45 14V15H44ZM47 14V15H46ZM51 14V15H50ZM62 16H61V15ZM63 14H64V16H63ZM111 14V15H110ZM124 14V15H123ZM156 14V15H155ZM158 14H160V16L158 15ZM213 14H214V16H213ZM228 14V15H231V16H229V17H227L226 15ZM248 14V15H247ZM10 15V16H9ZM55 15V16H54ZM58 15V16H57ZM76 15H78V17L75 16ZM80 15V16H79ZM143 15H144V17H143ZM154 15V16H153ZM220 16L223 20H225V21H223V20H221V21H223L222 22V24H221V21H218V20H220L219 19V17H217L218 19H216L215 20V23L214 22H212V21H214V19L216 18L215 16ZM13 16V17H12ZM29 16V17H28ZM42 16V17H41ZM45 16V17H44ZM51 16V17H50ZM61 16V17H60ZM66 16V17H65ZM68 16V17H67ZM73 18H72V17ZM85 16V15H84ZM109 16V17H108ZM121 15L118 17V18H116L115 20L113 19V22H112V25L114 26H116V25H118L120 22H121V20H123V17H122ZM157 16V17H156ZM207 16V17H206ZM209 16H211V18H209ZM214 17V19H213V17ZM237 16H238V18H237ZM245 16V17H244ZM247 16V17H246ZM38 17V18H37ZM43 17H44V19H43ZM53 17H55V18H53ZM57 17V18H56ZM106 17V18H105ZM143 17V18H142ZM158 17H160V18H158ZM225 17H227V18H225ZM240 17V18H239ZM263 18H262V22L264 23V16H262ZM14 18V19H13ZM32 18V19H31ZM53 18V19H52ZM64 18V19H63ZM70 18V19H69ZM73 20H72V19ZM77 18V19H76ZM174 18V17H173ZM228 18H230V19H228ZM234 18H235V20H234ZM245 18V19H244ZM247 18H249V19H247ZM35 19V20H34ZM40 19V20H39ZM56 19H58V20H56ZM65 19H66V21H65ZM68 19V20H67ZM157 19V20H156ZM180 19V20H179ZM206 19V20H205ZM211 19V20H210ZM239 21H238V20ZM254 19V20H253ZM27 20V21H26ZM48 20V21H47ZM61 22H60V21ZM140 20V21H139ZM151 20H152V22H151ZM160 20V21H159ZM232 20H233V22H232ZM251 20H253V21H251ZM23 21V22H22ZM35 21V22H34ZM43 21V22H42ZM49 21H51V22H49ZM57 21V22H56ZM63 21V22H62ZM64 21H65V23H64ZM70 21V24L68 23ZM74 21L76 22L77 21V26H75V23H74ZM117 21H118V23H117ZM144 21H146V22H144ZM159 21V22H158ZM230 21H231V23H230ZM236 21V22H235ZM239 23H238V22ZM246 22L244 25H242L243 23L242 22ZM30 22V23H29ZM56 22V23H55ZM144 22V23H143ZM160 22H162V23H160ZM250 22V23H249ZM22 23H23V25H24V27H23V25H22ZM33 23V24H32ZM34 23H38V24H34ZM44 23H47V24H44ZM64 23V24H63ZM72 23V24H71ZM73 23H74V25H73ZM86 24V26H85V24ZM101 23L102 24H104L103 22H100L98 25H97V27H102L101 26ZM139 23V24H138ZM141 23H143V24H141ZM179 23V22H178ZM181 23V22H180ZM211 23H214L215 24V26H214V24H211ZM225 23H227L226 25H225ZM232 23H233V25H232ZM235 23V24H234ZM27 24V25H26ZM39 24H41V25H39ZM194 24H196V25H194ZM209 24V25H208ZM220 24V25H219ZM232 25V27H230L231 25ZM236 24H241L240 26L238 25H236ZM255 24H257V25H255ZM20 25V26H19ZM30 25V26H29ZM33 25V26H32ZM46 25H48V26H46ZM110 26V29H109V31L111 30V28L113 27V26ZM148 25V26H147ZM183 25H185L186 27H185V29H187V31L186 30H184V26ZM190 25L192 26L191 28H193V30L194 31H191L192 29L191 28H189L190 27ZM194 25V26H193ZM228 25H230V26H228ZM246 25H248V26H246ZM250 25H251V27H250ZM56 26V27H55ZM58 26V27H57ZM63 26V27H62ZM114 26V27H115ZM139 26V27H138ZM146 26V27H145ZM203 28V29H201V27ZM217 26V27H216ZM219 26H220V30L219 29H217V28H219ZM225 26H227V27H225ZM244 26V27H243ZM258 26V27H259ZM17 27V28H16ZM29 27V28H28ZM72 27V28H71ZM86 27V28H85ZM150 29H149V28ZM195 27V28H194ZM214 27V29L215 30H212V32H211V29ZM225 27V28H224ZM229 27L231 28V29H229ZM234 27V28H233ZM241 27V29L239 30L238 28H240ZM257 27V28H258ZM48 28V29H47ZM54 28L55 29H57V32H59L58 30L60 29V35H59V33H55V31L54 32H52L51 33V31L52 30H54ZM59 28V29H58ZM131 28V29H130ZM153 28V29H152ZM158 28V29H157ZM167 28V30L169 29V27H166ZM223 28H224V30H223ZM236 28V29H235ZM243 28V29H242ZM89 29V30H88ZM190 29V32L188 31ZM196 29H197V31H196ZM217 29V30H216ZM234 29V30H233ZM248 31H247V30ZM261 29V28H260ZM263 29V31H264V27L262 28ZM262 29H261V31H262ZM135 30V31H134ZM141 30V31H140ZM153 30V31H152ZM156 31V33H155V31ZM158 30V31H157ZM201 30H203V31H201ZM210 30V31H209ZM225 30H227V31H225ZM243 30V31H242ZM245 30V31H244ZM65 31V32H64ZM150 31V32H149ZM152 31V32H151ZM170 31V33L172 34H176L177 35V31H176V33H174L175 32V30H173V29H169L168 30V32ZM172 31V32H171ZM199 31H201V33L199 32ZM208 31H209V33H208ZM213 31L215 32L216 31V33L214 34L213 33ZM219 31V32H218ZM232 31V32H231ZM238 31V32H237ZM252 33H251V32ZM50 32V33H49ZM64 32V33H63ZM86 32H88V33H86ZM141 32V33H140ZM181 32V31H180ZM190 34H189V33ZM224 32H226V33H224ZM241 32V33H240ZM244 32V33H243ZM251 34H250V33ZM254 32V33H253ZM108 33V32H107ZM131 33V34H130ZM140 35H139V34ZM196 33V34H195ZM229 34V35H226V34ZM231 33H233V34H231ZM237 33V34H236ZM262 33V32H261ZM6 34V35H5ZM52 34V35H51ZM81 34V35H80ZM95 34V35H94ZM109 34V33H108ZM107 34V35H108ZM143 34V35H142ZM157 34V35H156ZM172 34V35H173ZM197 34H199V35H197ZM201 34V35H200ZM218 34V35H217ZM221 34H223L222 36H221ZM241 34H243V35H241ZM253 34V35H252ZM15 35H17V36H15ZM55 36V38H53L54 36ZM60 36V38H59V36ZM86 35H87V38H86ZM135 35V36H134ZM153 35V36H152ZM155 35V36H154ZM175 35V36H176ZM216 35L218 36V38H216ZM219 35H220V37H219ZM237 36V38H236V36ZM251 35V36H250ZM255 35V36H254ZM258 35H261V36H258ZM48 36V37H47ZM64 36V37H63ZM143 36H144V38H143ZM175 36L173 35V38H175ZM178 36V35H177ZM209 36H210V38H209ZM215 36V37H214ZM229 36H231L230 38H229V40H228V38H226V37H229ZM235 36V37H234ZM241 36H242V38H241ZM244 36V37H243ZM264 36V35H263ZM8 37V38H7ZM142 37V38H141ZM187 37V36H186ZM190 37H187V38H189L190 39ZM202 37V38H201ZM207 37V38H206ZM214 37V38H213ZM232 37L233 38H236V39H232ZM247 37V38H246ZM260 37V38H259ZM263 39H262V38ZM106 38H108V37H105L104 38V40L103 41H105V39ZM148 38V39H147ZM177 38V37H176ZM206 38V39H205ZM211 39V41H209V39ZM219 39V41L217 42V40H214V39ZM252 38H254V40L252 39ZM256 38V39H255ZM259 38V39H258ZM28 39V40H27ZM58 39V40H57ZM60 39V40H59ZM62 39V40H61ZM142 39V40H141ZM145 39H147V40H145ZM151 39V40H150ZM158 39H160L159 37H158ZM158 39H156V40H158ZM83 40V41H82ZM240 40V41H239ZM256 40V41H255ZM64 41H65V43H64ZM78 41H80V42H78ZM130 41V42H131ZM140 41H144L142 44H140ZM151 41V43H148V42H150ZM222 41H224V42H222ZM227 41V42H226ZM230 42V44H229V42ZM234 41V42H233ZM236 41H237V43H236ZM245 41H248V42H245ZM23 42V43H22ZM68 42H70V43H68ZM106 42V41H105ZM104 42V44H106V45H108L109 44V38H108V43L106 42L105 43ZM146 42V43H145ZM193 42V41H192ZM205 44H204V43ZM226 42V43H225ZM258 42H260V43H258ZM262 42V43H261ZM38 43V44H37ZM68 43V44H67ZM75 43V44H74ZM155 43H156V45H155ZM218 43V44H217ZM221 43H222V45H221ZM238 43H239V45H238ZM247 43V44H246ZM255 45H254V44ZM257 43V44H256ZM3 44V45H2ZM13 44V45H12ZM45 44V45H44ZM67 44V45H66ZM77 44H79L78 46H77ZM151 44V45H150ZM153 44V45H152ZM207 44V45H206ZM224 44V45H223ZM229 44V45H228ZM233 44V45H232ZM40 45V46H39ZM62 45V46H61ZM71 45V46H70ZM124 45H123V47H124ZM203 45V46H202ZM216 47H215V46ZM217 45L219 46V47H217ZM226 45V46H225ZM231 48H227L228 46ZM236 45H237V49H236ZM257 45H259V46H257ZM262 45H263V47H262ZM9 46V47H8ZM62 48H61V47ZM68 46V47H67ZM75 46V47H74ZM148 46V47H147ZM153 46V47H152ZM155 46V47H154ZM195 46V47H196ZM244 46V47H243ZM24 47V48H23ZM44 47H45V49H44ZM51 47H52V49H51ZM54 47V48H53ZM56 47H58V48H56ZM65 47V48H64ZM70 47V48H69ZM79 47V48H78ZM120 47H121V45H120ZM123 47H121L122 48V50L120 49L119 51H121V52H119V53H121V55L118 53V56H120V57H118L117 59H121V58H124L125 57V52H123L122 53V51H124V48ZM159 47V46H158ZM211 47V48H210ZM220 47H221V49H220ZM240 47V48H239ZM1 48H2V50H1ZM27 48V49H26ZM37 48V49H36ZM43 48V49H42ZM103 49H102V53L104 52V49L106 48L105 47V45H104V47H102ZM142 48V47H141ZM225 48V49H224ZM246 48H247V51H245L246 50ZM48 49V50H47ZM50 49V50H49ZM67 49H68V51H67ZM89 49V50H88ZM204 49V50H203ZM207 49V50H206ZM217 49H219V50H217ZM235 49V50H234ZM245 49V50H244ZM263 49V50H262ZM27 50V51H26ZM46 50V51H45ZM63 50V51H62ZM222 50V51H221ZM227 50V51H226ZM232 50V51H231ZM259 50V51H258ZM11 51V52H10ZM13 51V52H12ZM34 51V52H33ZM50 51H51V53H50ZM59 51H62V52H59ZM126 51V50H125ZM208 51V52H207ZM220 53H219V52ZM230 51V52H229ZM242 51H244V52H242ZM9 52V53H8ZM26 52V53H25ZM32 52V53H31ZM42 52V53H41ZM48 52V53H47ZM55 52V53H54ZM58 52V53H57ZM71 52H72V54H71ZM96 52V51H95ZM145 52V51H144ZM203 52H206V53H204L203 54ZM210 52V53H209ZM218 52V53H217ZM236 52V53H235ZM256 52H258L257 54H256ZM17 53V54H16ZM19 53H20V55H19ZM41 53V54H40ZM47 55H46V54ZM75 53H77V54H75ZM101 53V54H102ZM142 53V52H141ZM224 53H226V54H224ZM229 53H230V55L231 56H233L234 57V55H235V58H234V60H232L231 58H233V57H231L230 55H229ZM234 53V54H233ZM237 53H239V54H237ZM3 56H2V55ZM34 54V55H33ZM39 55V57H38V55ZM43 54H45V55H43ZM51 54V55H50ZM54 54V55H53ZM96 54L97 55H99V53H97L96 52ZM100 54V55H101ZM145 54H147L146 52L145 53H143V54H141V57L143 56L144 57V60H145V66L147 65V66H150V68L149 67H145L144 65H142V69L143 70H139V72H142V71H145L144 70V68H149L150 70H152L153 69V67H155L154 69H153V71L156 69L157 70V68L156 67H158V69L159 68H161L162 69V65H163V63H162V61L159 59V58H157L158 56H156V58H154V60H152L153 59V57H150L149 55H147V56H144ZM206 54H207V57H206ZM210 54V55H209ZM222 54V55H221ZM228 54V55H227ZM236 54H237V56H236ZM261 54V55H260ZM6 55V56H5ZM10 55H11V57H10ZM22 55V56H21ZM26 55V56H25ZM30 55V56H29ZM37 55V56H36ZM56 55H58V56H56ZM65 55V56H64ZM83 55L85 56V59H84V57H83ZM124 55V56H123ZM219 55V56H218ZM257 55H258V57H257ZM2 56V57H1ZM34 56V57H33ZM45 56V57H44ZM59 56H62L61 58L59 57ZM63 56H64V58H63ZM69 56V57H68ZM140 56V55H139ZM202 56H203V58H202ZM211 56V57H210ZM241 56V57H240ZM243 56V57H242ZM255 56H256V58H255ZM44 57V58H43ZM150 57V59H148ZM155 57V56H154ZM205 57H206V59H205ZM221 57H224V58H221ZM245 57V58H244ZM28 58V59H27ZM37 58V59H36ZM49 58V59H48ZM51 58V59H50ZM52 58H53V61H52ZM70 58V59H69ZM72 58V59H71ZM92 58V59H91ZM199 58V59H198ZM211 58V59H210ZM218 58V59H217ZM226 58V59H225ZM242 58V59H241ZM17 59V60H16ZM20 59V60H19ZM23 59V60H22ZM54 59L55 60H57V61H54ZM68 59H69V61H68ZM90 60V61H88V60ZM160 61H159V60ZM219 59H221L220 61H219ZM229 59V60H228ZM250 61H249V60ZM42 62H41V61ZM59 60V61H58ZM72 60V61H71ZM79 60V61H78ZM148 62H147V61ZM206 60V61H205ZM211 60V61H210ZM217 60H218V62H217ZM232 60V61H231ZM254 60V61H253ZM22 61V62H21ZM29 61V63H27ZM32 61V62H31ZM44 61H45V63H44ZM61 61V62H60ZM62 61H63V65H61L62 64ZM75 61V62H74ZM82 61H84V62H82ZM86 61V62H85ZM150 61V62H149ZM152 61V62H151ZM158 61H159V63L161 64H159L158 63ZM203 61V62H202ZM223 61H225V62H223ZM229 61V62H228ZM231 61V62H230ZM249 61V62H248ZM257 61V62H256ZM1 62H2V64H1ZM35 62H36V64H35ZM49 62H50V64H49ZM53 62V63H52ZM66 62V63H65ZM155 62V63H154ZM207 62V63H206ZM212 62V63H211ZM217 62V63H216ZM229 63V66H228V64L227 63ZM248 62V63H247ZM251 62V63H250ZM14 63H16V64H14ZM32 63V64H31ZM55 63V65H53ZM77 63V64H76ZM82 63V64H81ZM116 63H120V61H117ZM209 63V64H208ZM219 63V64H218ZM221 63V64H220ZM233 63V62H232ZM233 63V65L235 66L236 64H234ZM68 66H67V65ZM154 64V65H153ZM159 64V65H158ZM204 64V65H203ZM206 64V65H205ZM218 64V65H217ZM22 65H23V68H22ZM35 65V66H34ZM44 65V66H43ZM53 65V66H52ZM58 65V66H57ZM71 65V66H70ZM73 65V66H72ZM75 65V66H74ZM84 65V66H85ZM126 65V64H125ZM156 65V66H155ZM222 65V66H221ZM232 65V66H233ZM21 66V67H20ZM38 68H37V67ZM40 66V67H39ZM67 66V67H66ZM206 66H208V67H210V70H212L213 69V71H210L211 73L209 74V77L211 76V78L212 79H210L211 80V85L213 86L212 88L214 89H217V91L216 90H214V93L217 95V98L219 97V98H222V99H219V101L221 102H219L220 103V105H221V107L219 108L220 109V111H219V109H217V110H215L214 109V112H213V110H212V112L214 113V114H212V112L210 111L209 113L208 112H206L204 115H203V109H201L200 107H202V105H201V96H199L200 94H201V88H199L200 86H199V80H200V77L202 76L201 74V71L203 72V70L202 69H204V67H206ZM221 66V67H220ZM225 66V67H224ZM228 66V67H227ZM11 69H10V68ZM25 67V68H24ZM29 67H31V68H29ZM46 67V68H45ZM60 67V68H59ZM62 67V68H61ZM77 67V68H76ZM79 67V68H78ZM196 67V68H195ZM226 67H227V69H226ZM237 67H239V66H237ZM20 68V69H19ZM41 68V69H40ZM50 68L52 69V70H50ZM55 68V69H54ZM64 68V69H63ZM152 68V69H151ZM216 68V69H215ZM17 69V70H16ZM26 69V70H25ZM60 69V70H59ZM63 69V70H62ZM73 69V71L71 72L70 70H72ZM76 69H78V70H76ZM161 69H160V71H161ZM220 69H221V71H220ZM11 70H12V72H11ZM54 70H56V71H54ZM65 70H68V71H65ZM147 70V69H146ZM217 70V71H216ZM226 70V71H225ZM43 71V72H42ZM58 71V72H57ZM60 71V72H59ZM78 71V72H77ZM137 71V70H136ZM215 71V72H214ZM33 72V73H32ZM55 72V73H54ZM64 72H66V73H64ZM75 72V73H74ZM156 72V71H155ZM158 73H160L159 72V70L157 71ZM218 72V73H217ZM226 72V73H225ZM247 72V73H246ZM264 72V71H263ZM39 73V74H38ZM41 73V74H40ZM59 74V75H57V74ZM62 73H63V75H62ZM71 73H73L72 75H71ZM201 73V74H200ZM213 73V74H212ZM199 74V75H198ZM221 75V76H223L224 74V79H223V81H222V79H221V76H219L218 77V75ZM264 74V73H263ZM33 75V76H32ZM36 75V76H35ZM69 75V76H68ZM201 75V76H200ZM215 75H217V77L215 76ZM226 75H228V76H226ZM250 75V76H249ZM58 76H61V77H63V79H62V81H61V83L60 84H57V83H55V80H56V77H58ZM68 76V77H67ZM76 76V75H75ZM77 76H79V75H77ZM213 76H215V77H213ZM256 76V75H255ZM222 77V78H223ZM250 77V78H249ZM251 77L253 78V79H251ZM15 78H19V82H20V85L21 86H17L16 84H14L15 82ZM199 78V79H198ZM215 78V79H214ZM244 78V79H243ZM249 78V79H248ZM68 79V80H67ZM214 79V80H213ZM229 81H228V80ZM230 79H232L233 80V82H232V80H230ZM242 79L245 81V83L242 81ZM255 79V81H252V80H254ZM256 79H258V80H260V81H258V80H256ZM54 80V81H53ZM212 80L214 81V82H212ZM221 80V81H220ZM225 80H226V82H225ZM12 81V82H11ZM196 81V80H195ZM256 81H258V82H256ZM43 82V83H42ZM228 82V85L226 84ZM246 82H249V85H248V83L246 84ZM67 83H69V85L67 84ZM71 83V84H70ZM224 83V84H223ZM229 83H230V85H229ZM240 83V84H239ZM214 84V85H213ZM237 84V85H236ZM242 84V85H241ZM257 84V85H256ZM260 84V85H259ZM57 85V86H56ZM67 85V86H66ZM225 85V86H224ZM234 85V86H233ZM239 85V86H238ZM241 85V86H240ZM259 85V86H258ZM261 85H262V87H261ZM36 86V87H35ZM215 86H217V87H215ZM221 86V87H220ZM227 86H228V88H227ZM236 86H238L237 88H236ZM43 87H45V88H43ZM74 87V86H73ZM231 87V88H230ZM242 87V89H240V88ZM250 87V88H251ZM37 88V89H36ZM219 88V89H218ZM225 88H226V90H225ZM236 88V89H235ZM238 88L240 89V92L238 91ZM47 91H46V90ZM64 89H66V91L64 90ZM213 89H211V90H213ZM51 90H52V92H51ZM63 90V91H62ZM109 89H105V91H104V93H105V96H107V93H108V96H107V98H108V101H110V96H109V91H111V90H109ZM222 90H224L223 92H222ZM229 90V91H228ZM234 90H235V92H234ZM238 91V93H237V91ZM44 91V92H43ZM57 91H58V93H57ZM62 91V92H61ZM108 91V92H107ZM229 93H228V92ZM259 91H257V92H259ZM11 92L14 94H11ZM39 92H40V94H39ZM56 92V93H55ZM107 92V93H106ZM220 92V93H219ZM222 92V93H221ZM263 92V93H262ZM22 93V94H21ZM28 93H30V94H28ZM37 93V94H36ZM219 93V94H218ZM250 93H253V91L252 92H250ZM256 95L258 94V96H260V93H256V92H254ZM253 93V94H254ZM4 94V95H3ZM7 94V95H6ZM45 94V95H44ZM64 94V93H63ZM222 95V96H219V95ZM227 94H228V96H227ZM31 95V96H30ZM39 95V96H38ZM8 98H7V97ZM15 96V97H14ZM28 96V97H27ZM257 96V97H258ZM264 96V95H263ZM11 97V98H10ZM33 97H35V98H33ZM66 97V96H65ZM64 97V98H65ZM200 97V98H199ZM254 97V98H253ZM5 98H7L8 99V101H7V99H5ZM19 98V100H17ZM63 98V99H64ZM258 98H261V96L260 97H258ZM10 99V100H9ZM257 99V98H256ZM14 100V101H13ZM55 100V101H54ZM222 100H223V102H222ZM46 101V102H45ZM19 102H20V104H19ZM22 102H24V103H22ZM53 102V103H52ZM10 103H11V105H10ZM14 103V104H13ZM16 103V104H15ZM18 103V104H17ZM10 107H8L7 105ZM26 104V105H25ZM27 104H29V105H27ZM32 104H33V107H31L32 106ZM31 105V106H30ZM47 106V108H46V106ZM2 106H5V109H2V108H4V107H2ZM225 106H227L228 107V109H227V107H225ZM26 107V108H25ZM38 107V108H37ZM49 107H51V108H49ZM54 109H53V108ZM224 107V108H223ZM13 108V109H12ZM17 108V109H16ZM22 108H24V110L22 109ZM29 108V109H28ZM31 108H33V109H31ZM43 108H45V109H43ZM244 109V110H242V109ZM9 109V110H8ZM11 109H12V111H11ZM28 111H27V110ZM38 109H40V110H38ZM47 109V110H46ZM50 109H51V112L53 113H51L50 112ZM221 109H224V110H221ZM14 110V111H13ZM46 110V111H45ZM53 110V111H52ZM227 110V111H226ZM9 111V112H8ZM32 111V112H31ZM223 111H224V113H223ZM226 111V112H225ZM243 111V112H242ZM36 112H38V114H35ZM200 113V115H199V113ZM222 112V113H221ZM241 112V113H240ZM23 113V114H22ZM29 115H28V114ZM208 113V114H207ZM27 114V116H25ZM30 114H32V115H30ZM42 114V115H41ZM48 114H50V116L48 115ZM51 114H52V116L54 117V119H56V121H54L53 119H51L52 121H51V123H50V118H47V117H52L51 116ZM207 114V115H206ZM210 114V115H209ZM238 116H237V115ZM240 114V115H239ZM244 114V115H243ZM251 116H250V115ZM255 114H257V115H255ZM36 115H38V117L36 116ZM40 115V116H39ZM44 115V116H43ZM55 115H57V118H56V116ZM213 117H212V116ZM215 115V116H214ZM3 116V117H2ZM31 116V117H30ZM34 118H33V117ZM35 116H36V119H35ZM202 116V117H201ZM207 116V117H206ZM217 116V117H216ZM244 116H246V117H244ZM248 116V117H247ZM42 117V118H41ZM251 117V118H250ZM259 117H261V118H259ZM10 118H12V119H10ZM15 118H17V119H15ZM45 118V119H44ZM207 118H208V120H209V122H208V120H207ZM243 118V119H242ZM247 118H249V119H247ZM256 118V119H255ZM28 119V120H27ZM38 119H40V120H38ZM202 121H201V120ZM253 119V120H252ZM17 120V121H16ZM18 120H19V122H18ZM31 120V121H30ZM34 120V121H33ZM35 120H36V122H35ZM49 121L48 123H46L47 121ZM15 121V122H14ZM33 121V122H32ZM45 121V122H44ZM53 121H54V123H53ZM194 121H195V123H194ZM200 121V122H199ZM211 121V122H210ZM255 123H254V122ZM6 122V123H5ZM8 122V123H7ZM32 122V123H31ZM39 123V126H38V123ZM56 122V123H55ZM59 122V123H58ZM252 122V123H251ZM258 122V124H256ZM262 122V123H261ZM25 123L27 124V126H25ZM34 123H35V128L37 129H35L33 126H34ZM37 123V124H36ZM44 123H45V126L42 128V126L44 125ZM58 123V124H57ZM207 123V124H206ZM209 123V124H208ZM233 123H234V126L232 127V125H233ZM248 125H247V124ZM2 124V125H1ZM5 124V125H4ZM42 124V125H41ZM47 124V125H46ZM52 124V125H51ZM54 124V125H53ZM260 124H262V125H260ZM13 125V126H12ZM30 125V126H29ZM55 125H57V127L55 126ZM208 125V126H207ZM255 125V126H254ZM201 126V127H200ZM260 126V127H259ZM2 127V128H1ZM3 127H5V128H3ZM11 127V128H10ZM28 127V128H27ZM33 127V128H32ZM51 127V128H50ZM198 127V128H197ZM202 127H204V128H202ZM206 127V128H205ZM248 127V128H247ZM252 129H250V128ZM13 128H15V129H13ZM19 128H21V129H18ZM31 128H32V130H31ZM39 128H42L41 129V131L42 132H44L45 131V129H46V131L44 132V136H43V133H41L40 131H38V130H40ZM194 128V129H193ZM262 128V129H261ZM5 130V132H7V133H5L4 132V130ZM11 129H13V131L11 130ZM28 129H30V130H28ZM34 129V130H33ZM57 129V131H59ZM193 129V130H192ZM206 129H207V132H204V131H206ZM258 129V130H257ZM261 129V130H260ZM17 130H18V132H17ZM21 130V131H20ZM23 130V131H22ZM53 132H52V131ZM56 130V129H55ZM61 130V129H60ZM199 131V133H198V131ZM204 130V131H203ZM223 130V131H222ZM257 131V133H256V131ZM10 131V132H9ZM12 131V132H11ZM14 131H16L15 133H14ZM27 131H28V133H27ZM37 133H36V132ZM49 131H50V133H49ZM55 132L54 133V135L56 134V133H59L58 135H60V132ZM62 131V130H61ZM262 131V132H261ZM35 132V133H34ZM67 132H69L68 131V129H67V131H66V134H65V136H64V134L60 137V138H64V137H66V135H68L69 133H67ZM197 132V133H196ZM203 132V133H202ZM222 132H226L225 133V135L226 134H228V135H226V136H224V134H219V133H222ZM12 133L14 134V135H12ZM32 133V134H31ZM47 133H48V135H47ZM52 133V134H51ZM229 133L231 134L230 136H229ZM233 133V134H232ZM9 134V135H8ZM11 134V135H10ZM20 134V135H19ZM30 136H29V135ZM36 136H35V135ZM39 134V135H38ZM41 134V135H40ZM201 134V135H200ZM205 134V135H204ZM258 134H259V136H258ZM262 134V135H261ZM7 135H8V137H7ZM19 135V136H18ZM34 136V137H36V138H34V137H32V136ZM47 135V136H46ZM58 135H55V136H58ZM197 135H199V136H197ZM236 137H235V136ZM11 136V137H10ZM14 136V137H13ZM20 136H22V137H20ZM27 136H29V137H31L30 139L27 137ZM40 138H39V137ZM194 136H195V138H197L196 140H194L195 138H194ZM203 136H205V137H202ZM233 137V140L235 139L236 141H231V139H232V137ZM240 136H241V138H240ZM261 136V137H260ZM5 137V138H4ZM7 137V138H6ZM13 137V138H12ZM15 137H17V139L15 138ZM39 138V140H41V142H43V144L38 140V138ZM199 137V138H198ZM227 138V140H226V138ZM235 137V138H234ZM261 139H260V138ZM28 138V140H26ZM237 138V139H236ZM241 140H240V139ZM243 138V139H242ZM244 138H245V140H244ZM5 139V140H4ZM32 139H34L33 141H32ZM37 139V140H36ZM193 139V140H192ZM246 139H247V141L249 142V144L251 143H253V146L252 145H249L247 142H246ZM250 139V140H249ZM254 139V140H253ZM260 139V140H259ZM25 140V141H24ZM36 140V141H35ZM43 140V141H42ZM230 140V141H229ZM239 141V143L242 141L244 144H246V145H244V144H241L242 146L244 145V146H246V148H245V150L248 148V151H245V152H243V151H241L242 149H244L243 147L241 148H237V147H235L234 148V150L233 149H231L230 148V146L229 147H227V148H230V149H228V154H227V152L225 151V150H223V148L225 147V146H228L227 144H229V142H233V143H231V146L233 145V147H234V145L236 144V142H238ZM16 141V142H15ZM27 141L29 142V143H27ZM30 141H31V145L29 146V144H30ZM35 141V142H34ZM45 141V142H44ZM206 141H207V143H206ZM253 141V142H252ZM263 141V142H262ZM3 142V143H2ZM12 142V143H11ZM26 142V143H25ZM36 143V146H33V143ZM194 142V143H193ZM227 142V143H226ZM16 143V144H15ZM38 143H40V146H38L39 144ZM187 143V145H188V147H189V144ZM7 144V145H6ZM207 144H210V145H207ZM224 144H225V146H224ZM256 144H257V146H256ZM27 146V148H26V146ZM35 145V144H34ZM47 145V144H46ZM187 145H186V147H187ZM207 145V146H206ZM230 145V144H229ZM249 145V146H248ZM259 145V146H258ZM45 146V145H44ZM218 146V147H217ZM222 146V147H221ZM236 146V145H235ZM248 146V147H247ZM21 149H20V148ZM128 147V146H127ZM185 147V148H186ZM249 147H254L252 150H250L251 152H249V149H251V148H249ZM208 148H209V151H208ZM256 148H258V149H260V151L259 150H257ZM27 149V150H26ZM35 149V150H34ZM103 149H105L104 147H103ZM187 149V151H188V149H190V147L189 148H186ZM211 149V150H210ZM236 149H239L240 150V152H237V150ZM262 149V150H261ZM19 150V151H18ZM22 150V151H21ZM24 150V151H23ZM236 150V151H235ZM11 151V152H10ZM31 151H34V153L33 152H31ZM190 151V150H189ZM197 151V153H198V151H200L199 149L198 150H196ZM204 151L206 152V153H204ZM232 151V153H234L233 154V159L234 160H232V162H237V163H235V165L236 166H234V169H233V172H231V171H228V172H231V175H230V173H228L226 170H221V168H219V171L216 169L217 168V166L218 165H222V164H220L221 163V161H226L225 159L227 158V156H230V154H232V153H230ZM20 152H21V154H20ZM208 152V153H207ZM209 152H211V153H209ZM238 154H237V153ZM243 152V153H242ZM258 152L256 153V154H258ZM12 153V154H11ZM13 153H15L14 155H13ZM183 153V156L185 157L186 155H184L185 153H186V151L184 150V152H182ZM230 153V154H229ZM240 153H241V155H240ZM246 153H248V155L249 156H247L245 159H247V161H245L244 160V157L247 155ZM20 154V155H19ZM33 154L34 155H36L35 157L33 156ZM188 154V153H187ZM199 154H200V152H199ZM199 154H197V156L199 155ZM227 154V155H226ZM246 154V155H245ZM255 154V151L253 152V155H251L252 157L255 155L256 157H258L257 155ZM6 155V156H5ZM18 155L20 156V157H18ZM23 155V156H22ZM182 155V154H181ZM202 155V154H201ZM201 155H199L200 156V158L202 159V156ZM242 155H244V156H242ZM95 156V157H94ZM182 156V157H183ZM199 156L197 157V159H196V162H197V160H198V162H197V165L198 166H200L201 165V163H202V160L199 158ZM250 156V157H251ZM261 156V157H260ZM9 157V158H8ZM93 157H94V159L96 160V159H98L97 157H98V155H93ZM181 157V158H182ZM183 157V158H184ZM224 157H226V158H224ZM26 158V159H25ZM199 158V159H198ZM207 158V159H206ZM232 158V157H231ZM34 159V160H33ZM235 159H237V160H235ZM255 159H258V158H255ZM263 159V158H262ZM27 160V161H26ZM102 160V164H107L108 163V165L110 166V165H114V164H111V161L110 160H106V158L104 157V161H103V158L101 159ZM106 160V161H105ZM244 160V161H243ZM10 161V162H9ZM28 161H30V162H28ZM98 161H100L99 159H98ZM109 161V162H108ZM201 163H200V162ZM7 164H6V163ZM15 162V163H14ZM17 162V163H16ZM19 162V163H18ZM33 162V163H32ZM101 162V161H100ZM5 163V164H4ZM28 163V164H27ZM110 163V164H109ZM200 165H199V164ZM241 163V164H240ZM248 163V164H247ZM251 163V164H250ZM5 166H4V165ZM22 164H23V166H22ZM208 164V165H207ZM15 165V166H14ZM19 165H21V166H19ZM206 165V166H205ZM250 165V166H249ZM254 165V166H253ZM11 166V167H10ZM13 166H14V168H13ZM3 167V168H2ZM22 167V168H21ZM24 167V168H23ZM114 167V169H115V166H113ZM175 167H176V165H175ZM174 167V168H175ZM251 167V168H250ZM20 170V172H19V170ZM7 170L8 172H6L5 170ZM169 169V170H168ZM171 168H168V166L166 167V169H165V171H164V174L163 175H161V177H159L158 179L156 178V181L158 182L159 181V183H160V181L162 182V184L165 186V188L167 187H169L170 185H171V183H173V181H174V179H175V175H174V173L176 174V172H175V170L172 168L171 170H170ZM252 169H254L253 170V173H251L252 172ZM17 170V171H16ZM22 170V171H21ZM172 170H173V172H172ZM5 171V172H4ZM16 171V172H15ZM224 171H226V172H224ZM248 172L249 171V175L248 174H246L245 172ZM4 172V173H3ZM12 174H11V173ZM18 172H19V174H20V176H19V174H18ZM168 172V176L165 174V173H167ZM170 172H172L173 174H171ZM242 172L244 173V176H248V177H246V178H243L244 180V182H247L246 180L248 179V181L249 182H247V183H241V182H238V185H240V184H242V185H240L239 187H234V186H238L237 185V182H234V180H231L230 179V176H237V178H241L243 175H242ZM5 173H7V174H5ZM241 173V174H240ZM3 174L4 175H6L7 177H5V176H3ZM9 174V175H8ZM197 174V175H196ZM227 174V175H226ZM236 174V175H235ZM246 174V175H245ZM171 175L173 176V177H171ZM239 175V176H238ZM240 175H242L241 177H240ZM9 176H11V177H9ZM17 176V177H16ZM164 176H166V178L164 177ZM177 176H178V173H177ZM176 176V177H177ZM5 177V178H4ZM8 177H9V179H8ZM16 179L15 180V182L13 181L14 179ZM168 177V178H167ZM229 177V178H228ZM250 177V178H249ZM22 178H24V177H22ZM21 178V179H22ZM173 178V179H172ZM177 178H179V176L177 177ZM176 178V179H177ZM202 178V179H201ZM262 178V177H261ZM264 178V177H263ZM10 179H11V181H10ZM13 179V180H12ZM124 179L126 180L127 179V181H131L130 183H131V185H130V183L129 184H125L124 186H126V185H129L130 186V188L131 189H134L135 188V190H138V185H136V184H138V183H136L135 184V182L133 181V180H129L128 178H126V177H124ZM160 179V180H159ZM207 179V180H206ZM239 179H238V181H239ZM246 179V180H245ZM203 180V181H202ZM211 180V181H210ZM261 181H260V184H261V186H263L264 187V181L262 180V179H260ZM4 181V182H3ZM7 181V182H6ZM13 183V185L10 183ZM132 181H133V183L136 185H134L133 183H132ZM155 181V183H154V179H153V183L154 184H156L157 182ZM9 182V183H8ZM195 182V184H197ZM263 182V183H262ZM2 183V184H1ZM18 183V184H17ZM206 183V184H205ZM209 183V184H208ZM236 183V184H235ZM9 186H8V185ZM15 184V185H14ZM132 184L134 185V186H132ZM235 184V185H234ZM243 184H244V186H243ZM7 185V187H5ZM162 185V186H163ZM207 185H209V187L207 186ZM247 185V186H246ZM249 185H252V186H250V188H248L249 187ZM3 186V187H2ZM10 186H12L11 188H10ZM15 186V187H14ZM195 186V185H194ZM245 187L247 190H249V191H247V192H250V193H247L246 192V194H244V196H243V194L241 193V192H245V188H243V187ZM256 186V185H255ZM258 186V185H257ZM9 187V189L11 190L12 188V195H10L8 192H6L5 191V189L6 188H8ZM14 188H15V190H14ZM234 188V189H233ZM241 188V189H240ZM237 189H238V191H237ZM239 189H240V192H239ZM166 189H164L163 188V190H162V192H161V194H162V196H161V194H160V197L158 196V200H157V204L159 203V205H161V203L163 202V200H165L166 199V197H167V194H166V192L167 191H165ZM237 191L238 192V194H236V193H233V192H235V191ZM250 190H252V191H250ZM165 191V192H164ZM169 191V190H168ZM2 192V193H1ZM194 192H196V193H194ZM232 192V193H231ZM15 193V194H16ZM168 193V192H167ZM241 193V194H240ZM1 194H3V195H1ZM5 194V195H4ZM195 194H197V195H195ZM198 194H199V196H200V199H199V196H198ZM230 194H232V196L230 195ZM249 194H252V196L251 195H249ZM4 196V197H3ZM10 198H9V197ZM165 196V197H164ZM229 198H228V197ZM234 196H235V198H234ZM237 196V197H236ZM239 196H241V197H239ZM254 196V197H253ZM203 197V198H202ZM231 197V198H230ZM9 198V199H8ZM202 198V199H201ZM228 198V199H227ZM11 199V200H10ZM160 199L162 200V201H160ZM203 199L206 201H203ZM239 199H240V201H239ZM241 199H243V200H241ZM251 199H252V201H251ZM3 200V201H2ZM200 200H202V201H200ZM215 200H217V201H215ZM229 200V201H228ZM256 200V199H255ZM159 201V202H158ZM232 201V202H231ZM2 202V203H1ZM4 202V203H3ZM228 202V203H227ZM230 202V203H229ZM258 202V201H257ZM256 202V203H257ZM6 203V204H5ZM233 203V204H232ZM253 204L255 203L254 201L252 202ZM255 203V204H256ZM157 204H155L157 207L159 206V205H157ZM199 204V205H200ZM229 204V205H228ZM239 204V205H238ZM258 204V203H257ZM205 205V206H204ZM236 205V206H235ZM237 205L240 207H237ZM207 206V207H206ZM211 206V207H210ZM230 206V207H229ZM157 207H154V208H157ZM203 207H204V209H203ZM209 207V208H208ZM12 208V210L14 209L15 210V206L13 207H11ZM159 208V207H158ZM207 208V209H206ZM227 208V209H226ZM237 208L238 210H235V209ZM245 208V207H244ZM232 209V210H231ZM243 209V211H241ZM130 210H131V212H132V214L133 215H135L136 214V216H138L139 217V221H135L134 223H133V226H134V229H135V232H136V234L138 235V237L136 236V241H135V244H136V246H137V241H142V240H146V242L148 241V243H149V240H151V238L153 239V235H152V233H153V230H152V228L153 227H151V225H150V221H151V223H152V225H154L153 223V221H156V218H157V215H154L156 212H157V210L158 209H154V211L152 210H150L149 212H147L148 214H145L143 211L140 213V211L141 210H136V209H131L130 208ZM134 212H133V211ZM202 210V211H201ZM210 210V211H209ZM223 210V211H222ZM233 210H235V211H233ZM138 211V212H137ZM187 211V212H186ZM207 211V212H206ZM219 211V212H218ZM227 211V212H226ZM231 211V212H230ZM235 212L236 213V211L239 213H236V216H235V213H233V212ZM151 212V213H150ZM190 214H189V213ZM192 212H194V213H192ZM211 212V213H210ZM223 214H222V213ZM150 213V214H149ZM205 213V214H204ZM207 213V214H206ZM226 213V214H225ZM230 213V214H229ZM233 213V217H232V214ZM241 213H243V214H241ZM245 213V214H244ZM0 214H2L1 212H0ZM141 214V215H140ZM189 214V215H188ZM225 214V215H224ZM229 216H228V215ZM152 215V216H151ZM186 215V216H185ZM190 215H192V216H190ZM194 215V216H193ZM217 215H218V218L220 217V215H222L221 217V219L222 220H220V218L219 219H216L217 218ZM243 215V216H242ZM245 215V216H244ZM249 217H248V216ZM147 216V217H146ZM213 216H215V217H213ZM226 218H225V217ZM229 217V220L228 221H226L227 220V218ZM238 216H240V217H238ZM247 216V217H246ZM0 217L2 218V216L0 215ZM155 217V218H154ZM190 219H189V218ZM194 217V218H193ZM232 217V218H231ZM235 217H236V219H235ZM245 217V218H244ZM1 218H0V220H1ZM224 218V219H223ZM247 218V219H246ZM145 219V220H144ZM194 219V220H193ZM233 219V220H232ZM259 219V218H258ZM190 220V221H189ZM215 220V221H214ZM216 220H217V222L218 221H220L218 224L216 223ZM232 220V221H231ZM244 220V221H243ZM22 221L23 220H21L20 221V223H22ZM120 220H118V223H119V225L120 226H122V227H124V225H125V223L123 222V221H120L121 223H123V224H121L120 222H119ZM149 221V222H148ZM245 221H246V224H248V225H246L245 224ZM138 222V223H137ZM140 222V223H139ZM231 223V224H229V223ZM23 223H25V221H23ZM137 223V224H136ZM188 223V224H187ZM214 223V224H213ZM237 223V224H236ZM239 223H242V225L240 224V225H238ZM10 224V223H9ZM139 224H142V225H139ZM203 224V225H202ZM12 225V226H11ZM10 226H8V228H3V227H1V224H0V232L2 231V230H4V231H6L7 230V232L9 231V232H14V230L16 229V224H15V222H13V224H11ZM224 225V226H223ZM227 225V226H226ZM232 225H234V226H232ZM251 227H250V226ZM24 226V225H23ZM26 226V227H25ZM24 226V229H26L25 231H27L26 233H25V235L23 236L25 239H29V244H28V242L27 241H25V240H22L25 244H26V247H25V249H24V251H21L20 253H16V254H14V255H12L11 256V258H12V260H11V263L12 264H45V261L44 260H42L41 258H39L38 256H37V254H36V251H34L33 249V245L30 243V242H33L34 240L32 239L33 238V236H32V232H35V229L33 230V225H28V224H26ZM32 226V227H31ZM139 226H141L140 228H139ZM147 228H146V227ZM228 226H229V228H228ZM237 227V226H240L239 227V229H237V228H234V227ZM245 226H246V228H245ZM32 229H31V228ZM233 228V230H232V228ZM35 228V227H34ZM146 228V229H145ZM224 228V229H223ZM225 228H226V231H225ZM227 228H228V231H227ZM244 228V231L242 230ZM9 229V230H8ZM235 229V230H234ZM237 229V230H236ZM248 229V230H247ZM33 230V231H32ZM145 230V231H144ZM147 230V231H146ZM152 230V231H151ZM246 230V231H245ZM3 231V232H4ZM142 231V232H141ZM221 231V232H220ZM231 231H232V233H234L235 232V234L233 235L232 233H231ZM238 231V232H237ZM241 231V232H240ZM30 232V233H29ZM148 232V233H147ZM225 232V233H224ZM146 235H145V234ZM150 233V234H149ZM218 233V237L216 236V234ZM228 233H231V235L230 234H228ZM8 234V233H7ZM28 234V235H27ZM30 234V235H29ZM141 234V235H140ZM249 234V235H248ZM143 235V236H142ZM149 235V236H148ZM27 236V237H26ZM28 236H30V237H28ZM107 236V237H106ZM103 235L102 236V238H101V240H100V242H99V244H101L100 245V247L102 246V243H103V246H102V250H105V252H112L113 254H115V249H118L119 251H121V252H123V253H125V254H127V255H129L130 256V258L132 259V260H136L139 256H140V253H138V249L134 246V247H130V249L129 248H125V246L122 244V243H118V242H120L119 240H115V239H117V238H115V237H111V236H108V235ZM225 236V237H224ZM227 236V237H226ZM243 236V237H242ZM249 236V237H248ZM110 237L111 238H113V239H110ZM151 237V238H150ZM241 237H242V239H241ZM140 238V239H139ZM221 238H223V239H221ZM246 238V241L244 240ZM250 238H252V241H249L250 240ZM259 238H260V236H258V241H259ZM30 239H32V240H30ZM199 239V240H198ZM202 239V240H201ZM203 239H204V241H203ZM241 239V240H240ZM109 240V241H108ZM111 240V241H110ZM113 240V241H112ZM257 240V239H256ZM260 240H261V238H260ZM103 241V242H102ZM105 241H107V242H105ZM194 242V243H192V242ZM204 243H203V242ZM257 241V242H258ZM105 242V243H104ZM109 242V243H108ZM151 242L152 241H150V243H149V246H150V244H151ZM177 242H179L178 243V247H177ZM184 242V243H183ZM196 242V243H195ZM229 242H228V244H229ZM243 242V243H242ZM112 243H114V245L112 244ZM188 243V244H187ZM191 243H192V245H191ZM202 243V244H201ZM232 243V244H231ZM105 244V245H104ZM185 244V245H184ZM190 244V245H189ZM195 244V245H194ZM2 245V244H1ZM31 245V246H30ZM116 245H118V246H116ZM124 247H123V246ZM187 245V246H186ZM189 245V246H188ZM200 245H202L203 246V250H201L202 249V246L199 248V246ZM217 245V246H216ZM121 246V247H120ZM175 247V248H173V247ZM180 246H181V248H180ZM195 246L197 247V248H195ZM227 246H229V245H227ZM232 246V247H231ZM30 247H32V249L30 248ZM177 247V248H176ZM105 248V249H104ZM133 248V249H132ZM178 248H180V249H178ZM199 248V249H198ZM205 248H207L208 249V251H206L207 249H205ZM27 249H28V251H27ZM124 249H126V250H124ZM135 249H136V251H137V253H136V251H135ZM169 249V248H168ZM41 250H42V252H46L47 251V249L46 248H41ZM112 250V251H111ZM175 250V251H174ZM198 250H200L199 252H198ZM211 250V251H210ZM227 250V251H226ZM129 251V252H128ZM135 251V252H134ZM148 251H150L149 249H148ZM241 251V250H240ZM174 254H173V253ZM201 252H204L203 254L201 253ZM218 252V253H217ZM34 253V254H33ZM48 253V252H47ZM135 253V254H134ZM150 253H151V251L149 252V253H147V251H146V255L145 254H143V256L141 257L140 256V258H143V262H141L142 264H152V262L154 263L155 262V259H153V257H154V255H153V253H151L153 256H151L150 255ZM208 253V254H207ZM210 253V254H209ZM46 254V253H45ZM132 254H134V255H132ZM201 254V255H200ZM205 254H207V255H205ZM25 255V256H24ZM27 255V256H26ZM30 255V256H29ZM136 255V256H135ZM145 255V256H144ZM177 255V256H176ZM180 255V256H179ZM202 255H204V256H206V257H204V256H202ZM219 255H220V257L222 256V258H220L219 257ZM138 256V257H137ZM149 256V257H148ZM208 256V257H207ZM211 256V257H210ZM136 257V258H135ZM150 258L152 261H150L149 259L148 260H146V259H144V258ZM202 257V258H201ZM35 258V259H34ZM175 258V259H174ZM192 258V259H191ZM221 260V259H224V261L222 260V262H220L219 261V259ZM22 259V260H21ZM179 259V260H178ZM189 259V260H188ZM200 259V260H199ZM207 259H208V261H207ZM210 259V260H209ZM13 260H15V261H13ZM134 260V261H135ZM146 262H145V261ZM178 260V261H177ZM186 262H185V261ZM192 260H193V262H192ZM202 260V261H201ZM207 262H206V261ZM41 261V262H40ZM44 261V262H43ZM149 261H150V263H149ZM180 261V262H179ZM184 261V262H183ZM205 261V262H204ZM209 261H211V262H209ZM19 262V263H18ZM36 262V263H35ZM148 262V263H147ZM177 262V263H176ZM141 263H139V264H141ZM155 263H157V262H155ZM154 263V264H155ZM171 263H169L168 262V264H171ZM3 264H7L6 262H3ZM162 264H164V263H162ZM167 264V263H166Z\"/></svg>",
  "mask_w": 264,
  "mask_h": 264
}]
</instances>
